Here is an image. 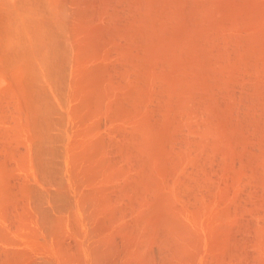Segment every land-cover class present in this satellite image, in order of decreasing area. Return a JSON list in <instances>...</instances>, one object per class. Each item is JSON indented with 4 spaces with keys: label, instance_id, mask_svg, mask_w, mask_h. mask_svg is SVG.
<instances>
[{
    "label": "bare ground",
    "instance_id": "1",
    "mask_svg": "<svg viewBox=\"0 0 264 264\" xmlns=\"http://www.w3.org/2000/svg\"><path fill=\"white\" fill-rule=\"evenodd\" d=\"M165 1L167 0H0V264H248L251 261L253 262V264L256 261L257 263L259 262L260 264H264V261H263V258H264V243H263L264 242V219H262L263 225H261L262 222L259 223L261 220H259V222L257 220L255 222H252L253 219L252 220L250 219L249 221H251L252 223L251 222H247V223H251L252 225H248V224L245 225L246 222L242 220V222H245L243 223L245 225V228L243 224H242L243 227L240 225V228H244V229L241 230L243 232L241 235V238L239 236L240 235L239 233L241 232H238L237 233L238 235L235 234V236H238V238H240L238 240L231 238L233 236L231 235L232 233L230 234L226 229L225 230L227 232L223 229L222 231L221 228L223 227L229 228V227L225 225H221V222L219 223V221H222L223 223L224 220L231 221L233 225H231L232 227L231 226L230 227L233 229L234 228L233 226L236 225L235 228H238L239 224H241L240 223L241 221L239 222V220H241L242 217L245 216V214L243 215V213L245 212L246 215H247V212L249 214H251L252 212L254 213V211H256V209L258 208L257 206L262 205L261 203H263L264 200L261 199L262 197L259 199L260 202L258 201V199H256L257 201L255 200V202L260 203V204L258 203L257 206L254 203L255 205L254 204L253 205L256 207L251 205L253 202L249 203L250 206H252L254 209H252L249 206V204L247 206L248 200L252 196L254 197L255 195V192H252L251 194L250 192L252 190L250 191L249 189V192L247 193L248 195L245 194L246 192L244 193V195L248 196L247 198L248 200L246 199L247 196L244 197V199L247 200L246 203L243 202L244 199L243 200L241 199L242 202L246 204L247 209L245 208L246 209L245 211L241 210L243 212L242 216L239 215L241 214V212L239 211H238L239 216H236L235 215L236 213L233 214V216L237 217L236 220L233 219L235 222H233L232 219L228 220L230 218L231 212L233 211V210L231 211V207H228L230 203H228L227 206L226 205H223L224 207L221 206L225 210V212L224 211L222 212L223 210L222 208L220 209L221 211L219 209H218L219 211L218 210L213 211L211 210V207L209 206L212 203L211 199L213 200V198H215L211 195V192L212 194H214L213 188L215 186L212 187L213 191H211V188L209 187V185L212 186L215 184L216 178H213V175H215L214 177H218V176L213 171L211 172L209 170L208 172V170L206 169L210 165L212 167L213 165L212 163L214 160L212 158H216L217 156V159H215L214 162L217 163L219 162V159H220V161L222 160L224 163L222 164L220 162L221 163L220 165L218 163L216 165H218V167L220 166L221 168H225V169H222L224 170L225 173L230 172L231 170V172L227 174L229 178L225 174L221 175L222 172H220L221 176L219 175L218 178L224 177L223 175L227 177L223 179L221 178V184L224 179L226 180L229 179L232 181L233 179L230 178V174L233 172L236 173L239 171H232L235 165V163H232V159H230L231 162H229L230 166L228 167L225 166L228 164L227 162L228 160L227 158H225L226 157L225 155L232 153L235 150V147L239 145L238 141L240 140L241 141L240 144L244 142L243 143L244 147H242L243 144L240 145L242 149H240L241 148L240 146H239L240 148L238 147V149H240L239 151L244 150V151L239 152V154L241 153L240 155L241 160L243 159L242 158L243 155L247 156L246 158L250 160L248 159L242 160V161H245V163L248 162L249 168L247 164L241 165V163H244L241 160H240L241 163L239 162L238 165L243 166V168L246 167V165H247L246 168L248 169L252 168V170L249 171L251 173L248 175L247 178L251 177L252 175L253 176L257 175L256 177H252L253 179L255 178L254 180H251V179L249 180L254 181V182L258 180L257 178H259L258 175L260 174H256V175L252 174L253 173L252 171H254L253 166L255 165L258 168L257 166L258 164L256 165L253 162L257 160L255 159L257 155L255 152L258 151L257 148H259L260 151H262L261 148H264V146L261 147L260 145L259 147V145H257V144L264 142L263 140L264 137L263 136L261 137V135L259 134H257V136L259 135V138L255 136L256 135L255 132L257 131L254 132L253 129L251 131L252 133L249 132L250 135L248 134V136H246L245 134H247L248 132L245 133L244 130L245 129L249 130L248 128L249 125L250 126H254L255 124H258V126L261 125L260 124L261 121L257 122L260 118L256 119L257 117H254L257 121L253 118L255 122L254 123L252 122V117H253L252 115H255L257 112L258 114H260L262 111L258 109L260 107H257L256 104L257 103L260 104L262 101L264 102L263 96L260 97L259 94L257 93V95L260 97V99H258L260 100V103L257 102L258 101L257 99H256L257 100L256 104L252 103V102H255V99H253L254 97L258 98V96L254 95L253 90L256 87V85L258 87L259 83L257 84L258 82L257 80L258 79L261 80V78L260 77L258 78L256 74L254 75L257 76V79L254 78L256 76L248 73L249 70L247 68L248 76H250L248 79H251L253 84H255V87L253 86V84H250L252 85V87L249 85L251 87V90L253 88L252 90L253 92L249 89L250 87L246 88L248 86L247 85L248 82L251 83V80L250 81L245 80L243 82L244 85L245 84L247 85V86L245 85L246 87L242 84V82H239V84H241L243 88L239 86V84L237 83L238 84L237 86H239L240 88H236V89H238L239 91L241 90L242 92L241 94H244V92L246 91L247 92L251 91L252 93L251 92L249 93L250 98L247 97L245 94L244 95L246 97L243 95H240L239 94L240 92L238 93L239 96L233 95L234 93L232 94V97L234 96L238 99V104H237L238 106H239V103L240 105L241 104L243 105L244 100H246V102L250 100L252 105H247L248 106L247 107L245 103L244 105L246 107L243 106L244 109H247V111H249V107H250V111H251L253 107V108H257L260 111V112L253 111L255 112V114L251 115V113H249L248 115L246 110H245L246 113L242 111L243 107L241 105L242 113L244 115L246 114L249 118V119H246L247 116L244 118L243 114H242L243 118L240 117L239 120H241L242 118V120L244 119L243 121L245 122V123L242 122L243 123L242 127L244 126L245 128L246 125H248L245 129L241 128L243 129L242 130L243 133L241 134L243 137L245 136L247 138L246 141L249 145L245 142V138H243L242 140L244 141H242L241 140L242 137H240V135L237 136V133L236 134L233 133V131L235 130L234 128L240 129L239 127H241V126L239 127L236 126L237 124L241 125L239 122L236 123L238 118L235 120V123L233 122V126H232V122H230L228 119V122L231 124L232 127H234L235 125L234 128H231V129H234L232 133L230 132V128L229 129L227 128L229 123L227 121L226 122L228 124L224 122L225 121L224 119L226 118L227 120V118L229 117V116L225 117L226 115L224 112L225 111L227 112V110L229 111L230 107L228 108V105L229 106L230 104L232 105L233 102L232 103L227 102V100L222 98L221 100L222 102L223 100H225L227 103H229L227 105V103L225 104V101H224V105H222L223 103L220 101V99H218V101L222 104H220L218 101L216 102L217 97H219L220 95L219 96L217 95V97L215 98L216 100L213 99L214 97H212L214 93L215 94L217 93L212 92L211 88L213 89L214 87H217L218 84H219L218 87L219 86L220 88L222 87L219 81L217 82V84L213 82L215 86L212 85V82L211 83L209 82L211 85L208 84L207 87L209 85L212 87H210L209 90L207 88L208 90L207 92L212 93V94L204 93L206 91L205 90L203 92L204 94L202 93L204 95L203 96L199 91L203 88L202 84L205 85L208 82H206L207 80L204 81L205 78L202 81L204 83L198 82L202 80L201 78L200 80H197V83H195L196 85L198 83L201 84L199 86L201 89L198 88V85H197L198 89L195 88L198 93L194 92L195 90H192V91L190 90L191 93H194L197 95L201 94V95L196 96L194 94H190V92H189V95L196 96V98H198L197 102L201 100V103L203 100L202 96L204 97V100H205V101L203 100V102H205L204 107H200L202 109L204 108L206 110H212L213 112L214 106H216L217 109H218V106H220L218 110L221 109L219 111L220 112L219 114L221 115L224 114V117H222L223 115L221 116L222 119L224 118L223 121L222 120L220 121V119H218L219 118V116L217 115L218 113L217 114L215 113L217 115L216 116L213 112L214 116L213 115L211 116V114H209V111H207L206 116H208L209 117L208 120L211 121V122H208V120H206L207 117L203 113H202L203 115H201L200 111H203L202 109L200 111H196V109L199 110V105L197 104V102H195L196 99L193 98L194 96L192 97L193 98L192 99L189 95H187L188 93H186L185 91L188 89L183 91L185 92L183 94L177 91L176 92L174 91V94H173V95L176 94L174 96L175 98L176 96L180 97V95L181 96H183L184 94L187 95L188 96L187 99L189 100L188 102L190 103V104L187 103V105H189L191 108L194 105V103L192 105V103L190 102L191 99L192 101L195 100L194 101L196 103V105H194L195 108L198 105V108L196 109L193 108V109L184 111L185 109L190 108V107H182V106H185L186 103L185 105H183L184 102L179 101L180 103L177 104L178 101L176 103L174 101L178 99L173 98L169 94H165L166 92H169V91L170 93H172V91L169 90L171 86L168 87V85H170L171 83L170 84L168 83L173 82L172 78L174 76L173 77L168 76L169 75L167 73L168 71L165 72L168 74L167 75L168 79L169 77H171L170 80L172 81L169 80L168 82V79L166 78L165 80L164 79L165 77H164L161 82H163L164 80L168 82V83L163 82L165 83V85H167L168 88L165 87L164 90H162L163 87L161 89V87H159L158 85L159 83H161L160 80L162 78H159L160 80L158 79L159 83L157 80L160 74L154 75L158 73L159 70L162 73L161 69H163L164 67L167 68L166 70H169L168 68L172 67L169 64L163 66L161 63L159 64V67L161 65V69L158 68V71H157V70H154V68L156 65H158V63L155 62L156 61L155 59H154L155 61L153 62V57L156 58L155 55H157L155 52L157 51L158 53L159 48H161L162 46L161 45L159 47L160 41H158L159 39L156 40V38L154 37L155 36L154 34H156V31H157V28L155 29L156 27L155 24L161 23L160 20H159L160 22L155 23V21L157 20L156 18L159 17V16L157 17V15L162 10H164L165 13L162 11L160 17H162V14L166 15L167 14L166 11L169 12L168 14L170 16L171 14L170 11H172L171 9H173L171 8L170 11L169 9L165 10V6H162L164 5ZM169 1L174 3L172 4L173 6L177 4V2H174L175 0L173 1L168 0V2ZM177 1L179 2V0ZM188 1L189 2H185L187 3V6L188 5L190 6L189 4L190 2L191 4L193 3L196 4L195 0H193L194 2H192L191 0H188ZM198 1L200 0H197V4H199ZM205 1H208V0H205ZM205 1H202L204 5H205L204 3ZM261 1L259 0V2ZM168 2L167 4L169 6L170 2L169 3ZM255 2L257 3L256 0ZM167 4L165 2V5ZM178 4L180 5V7L184 5V4L181 5L180 3ZM178 4L177 6H179ZM243 4H244V1H243ZM172 5L170 4V6ZM193 5H191L190 8L188 7V11H187L188 13L184 11L185 12L184 14L181 10L179 11L182 14H184V16L187 13L188 16L187 15L186 16L190 17V19L193 18L194 20V17H191L193 15H191L190 13H194V10L198 11V9H195L196 5L193 8ZM202 5L200 3V7L199 6L198 7L200 9L203 8V10L205 9L206 11L205 6H202ZM212 5L214 6L213 3ZM191 7L193 8L192 10L193 12L189 10L191 9ZM229 7H230V4H229ZM157 8H159L161 11L160 10H159L160 12L157 11L158 13L156 14V10H158ZM182 8L184 7L182 6ZM243 8H244L243 10H246L245 6ZM225 9H227V7ZM238 9L240 10V8ZM238 9H237V12H238ZM261 11H264V10H261ZM180 12L178 15L181 14ZM198 12H196L197 15L198 14L201 15L203 13V12L202 13H198ZM216 12H217L216 13L217 15L219 14V12H222V11L216 10ZM174 13L176 15L177 12H174ZM211 13L212 12H210V15L208 13V15L213 17L214 14L213 13L211 14ZM238 13H242V12H238ZM224 14L225 13H223L222 15L224 16ZM227 14L229 15V12ZM245 14H248V13H245ZM245 14L243 13L242 15H245ZM175 15H172V16L175 17ZM200 15L198 16L200 17ZM219 15L221 16V14ZM238 15L240 18V14ZM205 16L203 15L201 17H205ZM209 16H207L206 18H209ZM248 16L246 15V17ZM168 17H165L163 20H165ZM226 17L224 18L225 21L227 20ZM230 17L233 18L231 14H230ZM170 18L171 16L168 19L172 20ZM178 18L179 17H177L176 15V18L175 19L173 18V20H176V19L179 20ZM180 18H182V16H180ZM243 18H245V16ZM199 19H202V18H199ZM199 19H196V20L199 22ZM219 19L217 20L218 23H219ZM253 19L255 20V17ZM163 20H162L161 26L163 25V23L166 24V22L165 21L163 22ZM193 20H189L188 18V21H191V23L193 22L196 25L197 21L194 22ZM210 20H212V18L209 19V22ZM223 20L221 21V23L223 22ZM244 20L241 21L240 19L241 23L242 22L244 23ZM263 20H261V22ZM176 21H175L176 24L174 26L177 25ZM217 21L215 22L217 23ZM232 21L233 20H230L226 23L230 24V22ZM169 22L171 23V21ZM206 22L208 23V19ZM211 22H213L214 24V21H211ZM173 23L174 21L172 22V24ZM183 23L184 22L182 23L179 22V25ZM191 23L190 25L192 26L191 27L192 31L189 30L191 32L188 31V34L193 32L192 34H190L191 36L193 34L194 35L197 34L196 36L199 37L198 32H195V29H194L195 27L193 28L194 25ZM200 23L202 25V22ZM203 23H204V20H203ZM234 23H236V21H234ZM238 23L241 24L240 22ZM257 23H259L258 19H257ZM165 24L164 26L166 27ZM232 24L233 22L230 25ZM239 24L237 25L238 27L240 26ZM255 24L254 26H256ZM188 25L189 24H187V27H189ZM218 25L216 24L214 28L216 29ZM242 25L243 24H241V26ZM261 25L262 23L259 26ZM233 26H236V25L234 24L232 26L228 25L227 27L229 30H230V27H232L231 31H233ZM171 27L169 30L174 31L173 29L174 27L173 28ZM218 27L217 29L221 28V32L225 31V30H222L224 26L223 27L218 26ZM225 27L224 29H226ZM251 27H253V25ZM163 28H161L160 30V26H159L158 31L160 30V33H161ZM201 28L202 27H200V29ZM241 28L243 30V27ZM179 29L181 30V28ZM179 29H177V32ZM182 29L188 30V28L185 29L183 28V26H182ZM217 29L216 30L213 29V31L217 32L218 31ZM244 29L246 30L247 28H244ZM187 30L185 33H187ZM210 30H212V28H210ZM196 31L200 32V30L198 29H196ZM231 31H229L230 34H231ZM259 31H262V30L259 29ZM179 32H182V31H179ZM179 32H178L179 35H177V33L175 32L176 37L180 36ZM203 32H206V31L203 30L202 32H200V34L201 33L203 34ZM246 32H241L240 34L239 33L238 34L242 35L244 33L246 35L248 33ZM185 33L184 35L188 38V35ZM207 33H209V31H207ZM207 33L205 34L207 35ZM210 33L208 34L210 36L209 38H208V35L206 36L205 34L202 35V37L204 39L205 37H207L205 41L206 44L209 41H211L212 43L209 42V44H211L210 47H215L212 45H215L214 43L216 41L217 43H219L218 41L222 38L220 37L221 36L220 34L222 33H220V31L218 32L219 34L212 33L214 36L218 35V37H214ZM163 34L162 35L159 34V36H163ZM169 35L167 37H169ZM184 35L183 37L185 38ZM245 35H244L243 41L241 39V42H240L241 44L238 43L237 45V43H235L240 40L238 41L236 40L234 42L235 43L234 45H237L238 47L237 48L234 47L235 49L233 48L230 49L231 51L235 50L233 52L236 53L237 50L241 49L240 47L242 45L248 43L251 37L256 38L259 34H257V36L255 37L253 35L250 36L249 39L247 38L248 40L245 38L249 36H245ZM164 36L166 37V34H164ZM227 36L228 35H226V37L224 38H227ZM180 37L179 39L181 40ZM202 37H199V39L201 40ZM219 37L220 39H217ZM260 37H262V35ZM260 37H257L255 41H253V38H252V42H255L256 44L257 39L258 38L260 39ZM171 38L173 41V38H174L173 35ZM196 38L195 40L197 43H195L193 40L195 44L192 43V45L198 47V48L196 47L195 48L199 49L200 54L206 53L207 51L205 50L206 52L205 51L203 52V49L204 48L207 49V47H209L207 46L208 44L206 45L203 42L204 41L203 38H202L203 40L201 41V43H200V40H197ZM210 38L211 39L216 38L217 40L215 39L216 41L213 42L214 40L212 41L210 40ZM238 38H241V37H238ZM187 40H186V43H187ZM228 40H230V35H229ZM228 40H226V42L230 46V44L228 43L229 42ZM233 40H235L234 36L232 38V41ZM244 40L246 41L244 42ZM263 40H264V37H263ZM156 41L159 43H157L158 46L155 47L156 51H154V46L156 44ZM176 41H178V39ZM176 41H175V44L179 42L182 43L183 41L185 43V39L177 43ZM163 42L165 45V42L167 41L164 40ZM198 42L199 44H202V45L205 44L203 45L205 47H203L202 51H200V48H199L201 47V45H196L198 44ZM243 42L244 44H242ZM257 42H258L257 44H259V40ZM217 43H216L217 49L213 48L210 50V48H208V50H210L212 54L211 52L206 55L204 54L206 58H208L209 54H211L212 56L209 57L210 59L209 58L206 59L204 58L205 57L204 55L202 57L201 55H198L196 53V55H198L199 57L200 56L202 57V58L200 57L202 59L201 60L202 63L201 61H199V65H198L197 62L191 61L193 59L192 57L189 63L193 62V64L192 66L191 64H189V66L194 67L195 66L194 64L196 63V66L199 67L201 64H203L201 65L203 66V68L199 67V69L203 70L204 67L205 69H207L209 68L208 67L209 65H211V67L214 65V67H212L213 69L211 67L209 69H211L212 72H214L213 70H215L214 73H216V70L219 68L215 67L216 66L215 63L219 60V58L222 55L225 56L224 54H222L223 51L221 52L222 55L220 54L219 56H217L218 53L215 52L217 53V55L214 56L215 53L212 50H219V48L222 47ZM250 43H248L247 48L246 47H243V48L250 49V46H249ZM175 44L172 43L173 47L175 46ZM190 44L191 42L189 43V46ZM255 44L253 43L250 45L254 46L253 50H256V49L258 50V48L254 49L256 46ZM217 45H219L220 47ZM239 45L241 46L239 47ZM259 45L261 48L264 47L263 45L262 47L261 44ZM173 47L170 46V48H173ZM243 48L241 50H243ZM190 50H192V48ZM195 50L190 51V52L193 53ZM166 51L164 52L162 51V52L165 54ZM169 51H171V49ZM169 51H168V54L166 55L168 56V58L164 54L160 56H165L170 62V64H173L171 61L172 58H170L169 60ZM185 51L187 50L185 49ZM225 51L227 52L228 50L225 49L224 52ZM244 51L245 50H243L242 53ZM251 51L247 50L246 52H251ZM172 52H174L173 49L170 52V54ZM174 53L176 54V51ZM178 53H179V50H178ZM180 53L182 54L183 52L181 51ZM192 53H191V56L195 55V53H193V55ZM235 53L233 54L234 56H239L241 54V52L239 53V55L237 54L235 55ZM225 54L227 55V53ZM241 55H245V54H241ZM248 55H245V56L250 57ZM170 56H173V53ZM182 56L184 58V55ZM178 57L179 56L175 57V59L177 60ZM188 57L189 56H186V58ZM196 57L194 58V61ZM215 57H217L218 60ZM259 57H261V55ZM211 58L213 59L212 63H210ZM228 58L229 56L227 55V59ZM175 59L173 61H175ZM253 59L255 61L258 58L256 59L253 58ZM198 60L199 58L196 59V61ZM207 60H209L210 62ZM163 61H166V60H163ZM168 61L166 62L168 63ZM205 61L209 63L208 66L206 64L204 66V63H206ZM227 61L229 62V59ZM227 61L225 62L226 64L228 63ZM230 61L232 62L233 60H230ZM234 61H236V59ZM238 61L241 62V60H238ZM254 61L252 60L253 63L251 64H255ZM160 62L161 61H159V63ZM185 62H184V65H185ZM231 62L229 64L230 66L231 65L233 66ZM249 62L251 61L249 60ZM153 63L154 65L156 63L157 64L154 66ZM178 63L180 65V62ZM240 64L239 66H243L245 63H243V65L242 63ZM251 64H249V67L251 66ZM256 64L258 63L256 62ZM227 65L226 67L225 65L223 66L227 69ZM186 66L187 65H185L184 67ZM189 66H188L189 70L187 68V71L196 73V70H198L197 71L199 72L198 77L200 76L199 75L200 73H201L200 77L204 75V74L202 75V71L200 70L201 71L200 72L198 67L195 66L196 70H194L195 69L194 67V69H192L194 71H192ZM236 66H237V63H236ZM184 67L183 69H185ZM233 68L235 69V66H233ZM177 69L178 70L176 71L178 72L180 68H177ZM256 69H257V66H256ZM262 69L264 68L262 67ZM169 71L172 72V70H169ZM208 71L206 73L207 75L206 78L209 75L213 74L211 76L214 79L216 76L215 77L213 76L216 74L212 73L211 71L209 72ZM222 71L223 70H220L221 73ZM177 72H175V74ZM183 72L185 73V71ZM218 72L219 71L217 70V73ZM187 73L188 72H186L185 74ZM256 73L259 74L261 72L259 73L256 72ZM179 74L180 73H178V76L181 75ZM224 74L226 75L227 73H224ZM230 75L231 74L227 76L230 77ZM175 76H177V74ZM184 76L186 77V75ZM191 76H192V73L190 75V78ZM221 76L222 75H220V77ZM217 77L219 78V76ZM223 77L225 78V76ZM238 77L241 78L239 75ZM243 77L244 76H242V78ZM155 78L157 80V85L160 88L159 91L160 92L162 91L161 95L158 94L159 97L155 96L156 93L154 95V87H156L155 85L156 83H154ZM177 78H176V81H178ZM183 78L179 77L181 84H182L181 79ZM230 79H228L227 82L230 81ZM222 80L220 82H223ZM254 80L256 81V83ZM208 81H211V80L209 79ZM234 81H236V79L233 80V83ZM175 82L173 83L175 84ZM227 82H225V84L229 85L230 83L229 82L227 83ZM163 83L161 84V86L163 85ZM190 84H186V85L188 86ZM262 84L261 85L263 88L264 82ZM175 85H173V87L177 88L178 86H175ZM183 85H184V88H186L185 84H182V86L180 85L179 87L180 88L182 87V89H184ZM158 87H157V90L159 89ZM232 88H234V85ZM258 88L256 89V91H258L260 95H263L262 93L264 92L259 91ZM262 88H260V90H262ZM242 89L244 90L242 91ZM172 90L174 89L172 88ZM159 91L157 92L160 93ZM216 91H218V88L216 89ZM178 93H180V95H178ZM206 94H207V98L209 96L212 98L210 99L208 98L209 100L206 101L207 99L205 97ZM251 94L253 95V97H251ZM163 95L165 96L167 101L163 97ZM167 95L169 96L167 97ZM154 96L155 98L157 97L156 99L161 98L162 96L164 99V102H168L166 104L165 103L162 104V106L164 105L165 109H166L167 104L168 105L171 104L170 100H168V99H171V97L174 99V100L171 99L172 102L177 104V106L180 104L178 107H181L182 109L184 108L183 110H181V108H179L178 110V107H177L178 111L176 112H178V115L176 113L177 116L175 117H177L178 121L180 120V117L183 118L184 115L186 114L187 116L191 115L192 118L194 117L193 119L194 121H192V118L189 121V122L192 121V124L191 123L189 124H191L193 128L189 126L191 128L189 129L187 124H185L189 132L191 130L194 133V135L193 133H191L192 134L191 136L188 135L190 136L189 138L193 139L194 136L196 137L195 134L199 135L201 133L199 131H201L202 128L201 126H199L200 127L199 128L197 123L201 124L205 122L204 123V125L206 124L205 126L202 124L203 125L202 127H204L203 130L205 131L202 130V135H199L200 137L197 136L196 138H194L196 139V141H194V139L192 140L198 145V146L194 145L196 152L192 151L193 148L192 150L188 151V149L191 147L189 143L192 142L190 141V139H188L189 141L188 144L190 146L189 148H187V145H188L187 143H186L187 145L185 146L186 148H184L183 144L179 143V141L175 143V145L177 144L176 147L173 144L176 140H179L180 138L179 136L182 135L184 137V135L186 134L187 130L185 126H183V124L185 123L184 121H186V119L188 121L189 117L185 118V120L184 118L181 119V120H184L183 121L184 123L181 121V123L183 124H180V126L179 124H177L178 123L177 120L176 121L174 120V122L171 121L173 122L172 125H174V123L176 122L177 126L175 125V127L179 126L178 132L181 130V132L183 133L180 135L181 132H179V136H178V133L175 131L176 134L175 133L173 134L179 137L177 138V136H175L176 137L175 140H173L174 136H171L173 134H165L164 131L160 132V130H158L161 134L164 133L163 136L170 135L172 137V140H173L172 144L174 147L171 146V143L169 144L168 142L164 141V143L166 144L165 145L163 143V140L165 139L167 140V138L164 139L163 136H162L163 139L162 138L157 139L158 137H156V133L159 135L160 133H158V131L156 132V130L160 127L156 126L155 128V122H156L155 119L157 120V118H159L158 116L161 115L160 118L163 119V121L166 123V121L164 120V118H162V116L163 115L165 116V114H168V111L167 113H165L166 111L163 109V107H162L163 110L162 109L160 110L159 104H161L163 100L162 102H159V104L157 105L154 104L157 102V101H154L156 100L154 99ZM242 96L243 98H241ZM184 97L185 96H183V98L181 99H184ZM232 97L231 99L233 101ZM228 98H230V96ZM251 98L253 99V101ZM161 99H158V100L161 101ZM242 99L244 100L242 101ZM210 100L213 101L212 105L214 106L207 107L208 105H211L209 104ZM217 103L220 105H218ZM199 104H200V101H199ZM155 105L156 106L159 105V108H158L159 110L157 109ZM175 106H172V107H175ZM202 106H203V103H202ZM222 106L226 108L223 107L224 110H222L223 109L221 108ZM234 106H236V104ZM216 107L214 110H216ZM172 109L174 110L175 108H172ZM163 111L165 112L163 113ZM182 111H184L183 115L181 114ZM190 111L191 112L193 111V113H191ZM221 111H224V112L222 113ZM170 112L171 111H169V115H170ZM172 112H175V111H172ZM179 112L181 115L178 118ZM195 112L198 114L200 113L201 117L204 116L205 121L204 120L202 121L201 119H199L200 118L199 115L198 117L196 116V114L195 116H193L192 114H194ZM155 114H158V115H155ZM209 115L213 119H215V122L212 119L213 124L215 123L218 124L219 121L220 122L218 125H222L221 124L222 122H224L223 123L224 125L227 124V126L225 125L226 126L225 129L227 128L229 130V133L228 131L226 132L225 129L224 131L222 130L224 133L226 132L230 135V137L228 135L227 138L228 137L231 138L232 134H234L233 137H235L236 135V138H235L236 141L234 139H232L234 140L232 141L229 138L228 140H225L226 138H221L223 136L222 135L223 132L221 134H218V136H216V137H219V135H222L220 136V138L223 139V142L226 143L227 141L230 140L233 143V144L231 143L232 145H228L230 141L226 143L227 145L224 143H221V139L219 138L218 139L216 138L217 143L216 142L214 143V141H212L213 139L215 140V133L217 135V132H215L217 131V129L215 128H218V125L217 124H215L216 126L213 125V127L215 128L212 129L213 128L211 126L212 120H210L211 117ZM168 117H165V118L168 119ZM160 118L158 120H161ZM170 118L174 119V116L171 115ZM231 119H232V116H231ZM245 120H249L248 123L251 121V124L250 123L248 124L247 121ZM206 121L208 124L206 123ZM262 121H263L262 122L263 126L262 125L261 126L263 129L264 120ZM158 122L162 123V120ZM158 122H156L157 123L156 125L159 124ZM193 124H195L199 128L198 129L196 127V129H198L199 131L195 129ZM182 126L185 128L186 130V131L184 130L185 132L182 130L183 129ZM207 126L214 131L213 132L214 134L212 133L214 137H212V134L210 132L211 130ZM231 126L229 125L228 127H231ZM258 126L255 125L254 128L255 129L257 128V130L261 131L262 129L259 128L261 126L259 127ZM172 127L173 126H171V131L173 130ZM220 127H219V130H221ZM164 130L166 131V129ZM237 131H239L238 134L242 132L241 130H237ZM209 132L211 134V137L209 136ZM203 134H205V136ZM251 135H254L255 137H257L258 141L260 139H262L263 141V142L261 141L259 143H255V146H254V143L252 144L254 147H256L257 145L256 147L257 150L253 149V146L250 147L251 143H249V141L254 139L253 138L254 136H251ZM188 136L186 134L185 139ZM201 136H204L205 138ZM183 137L180 138V140L184 139ZM238 137L239 139L237 141ZM248 137H251V138H248ZM198 138H200L198 142L200 140H203L202 138H204L205 140H203V142L207 141L206 144L208 143V147L205 143H202V144L201 142L198 143L197 142ZM248 139H251V140L248 141ZM159 140L160 141L162 140L161 144ZM170 140L168 141L171 142ZM210 140L212 141L213 145L214 144L216 145V147L211 145L213 149H216L218 146V150L216 149L217 151L216 150L212 151L215 155H213V153L209 151V149H207L210 147L209 145L212 144ZM194 142H192V144ZM219 142L223 144L224 146L220 144V148H219V145H217L219 144ZM162 143L165 146L170 145L172 147V150L170 149L171 148L170 146H169V149L172 152L170 150L167 151V150L162 149L163 148ZM234 143H236L237 145H235ZM179 144L183 147L184 150L188 151V153L185 155L190 156V153H191L190 151H192L193 153L195 152L194 154H191L193 159L191 158V156H190L191 159H189V157L187 156L189 159L188 161L191 162L190 166L188 165L189 164L188 162H187L188 164H186V166L188 165L187 167L182 165V164L185 165V163H183V161L185 160L183 159L187 157H185L184 154L182 153L183 152L182 148H181L182 150L177 148ZM203 145H205L206 147L205 149ZM247 145L250 148H248ZM159 146L162 148H159ZM195 146L198 148V150H196ZM227 146L229 147L231 146V148L228 147L227 149ZM232 147L234 148L233 150H232ZM173 148L175 149L177 148L180 154H182L181 156L184 158L182 159V157L177 153V150ZM225 148L228 151L231 150L232 152L229 151L230 152L229 153L227 151L226 153ZM246 148L251 150V151L247 150L249 151V154L246 151ZM202 149L203 150L207 149L206 151H208L207 152L208 155L205 152L206 154L203 153L204 155L203 159H200L203 156ZM213 149H210V150H213ZM238 149L236 148V150ZM158 150L161 151V154H157ZM219 150L220 151L222 150L221 154L222 155L224 154L223 157L225 159L219 158L218 156V152L220 153ZM173 151L174 152L176 151L175 152L176 154ZM168 152H170L169 154H171L169 158L173 157L172 159L170 158L171 160L168 158L170 162L166 160V157H167L166 155L168 154ZM235 152H238V151H235ZM243 152L244 153L247 152V153L243 154ZM177 155L179 156L177 157ZM197 155L198 156L200 155L198 159H200L202 162H199L198 159L193 161L194 158L196 159L195 156ZM205 155L207 156V161L206 159H204ZM222 155L220 156L222 157ZM252 155L255 156L254 157L255 160L253 159ZM159 156H161V158ZM245 156L243 157L245 158ZM179 157H181L182 160H180ZM227 157H229V155ZM263 157L264 156L262 155V159ZM229 158H231V156ZM239 159H236V160H239ZM225 160H226V163H225ZM166 161L168 162L166 163ZM173 161H176L174 162L175 164L173 163ZM196 161L198 162L196 163ZM205 161L207 163L209 162L207 167H204L206 165L204 166L202 165V163H206ZM169 163H170V166H169L170 169L168 167ZM171 163H173L174 166ZM192 163H195L198 165L201 164L198 167L199 170H197L198 168L195 167V165ZM215 163L213 166L217 168L218 170V167H216ZM251 163L254 165H252ZM165 164L167 166H165ZM176 164L178 165V167ZM232 164L234 165L232 166V169H230ZM179 165L180 167L183 166L182 168H180L181 170L184 167L185 168L182 170L183 172L178 171L176 169V171H178L176 173V171L174 170V167L179 168ZM193 165H194V168H196L195 170L192 167ZM250 165H252V167ZM201 166L202 168L204 167L206 169L205 170L203 168L207 173H210V175L213 174L212 177L206 174V177L207 178L209 177L208 178L209 180L206 179L205 177L204 178L201 177V178L206 179V181H212L215 179V181L212 182V184L210 182L207 183L208 187L206 189L210 188V191H211V192L207 191V194L210 193L211 196L208 195L210 199L208 197H207L208 199L206 198L205 199L207 200L208 203L209 201H211L210 204H207V202L205 203L206 200L205 201L202 199L197 200L198 197L196 198V196H195L196 200L194 199L188 200V196H189V194L187 195V193H189L188 191L191 192L193 190L194 184L195 185L199 184L202 181L201 179V181L198 183L199 181L198 179H200V177L196 175L199 173L200 175L202 174V171H200L202 170ZM241 166L239 167V169L241 168L242 170ZM214 167H212L211 169H213ZM165 168H168L169 170L168 169L166 170ZM187 168L188 170H186ZM215 168L213 169L214 171H215ZM221 168L219 170H221ZM226 168L227 169L229 168V171L228 170L225 171ZM234 168H238V167H234ZM257 168H255L256 170L254 171V173H257V170L261 169V168H258V169ZM189 169H192L193 170V171L191 170L192 172H195L197 170L196 171L197 173L196 172H195L196 174L194 173L198 178L197 181L196 179H194L195 177L193 178V176L195 175H192L193 173ZM204 170H203V173H204ZM168 171H171L170 174L173 172L174 173L171 174L170 176V174L168 175L169 173ZM186 171L187 172L189 171L190 174H188ZM184 173L186 174V176L184 175ZM242 173H243L242 177L245 176L246 178L247 175L244 174V172ZM172 175H174V177H172ZM187 175L190 177V179L193 178L191 180H195V182L192 183L193 187L191 186L190 184L191 180L187 178L188 177ZM203 175L204 174H202L201 176ZM183 176H184L186 185L183 182L184 180H181L183 179ZM236 176L238 180L242 179L243 181L244 177L242 178L240 174L239 175L236 174ZM168 177H171V178H168ZM262 177H264V173L262 174ZM232 178H234V176ZM229 180L227 181L224 180V181L228 182ZM235 180L232 182L237 181ZM249 180L246 179V183L247 185L250 186L254 182H250ZM261 180H263L262 181L263 183L264 179H261V176H260V180L258 181L261 182ZM187 181L189 182L191 186L189 187V189L190 188L191 189L185 190L186 191L185 195L187 196V198H184L183 200L182 195H181V198L179 197L180 199L179 200L178 195L184 191L183 190L181 192L180 188L182 186L183 188H185L186 186L188 187ZM204 181L205 180H203L202 183H204ZM218 182H219V179H218ZM181 183H182V186L180 185ZM238 183H241V182H238ZM217 184L218 183L216 182L215 185ZM255 184L253 186H255ZM243 185H245V183ZM259 185L260 183L257 184L258 188L263 190L264 187L262 188ZM198 186L200 188L202 185H198ZM204 186H205V183H204ZM245 186L244 188L248 187V186L246 187ZM221 187L223 188V186L218 187L217 192L219 191V188ZM195 188L197 187L195 186ZM199 188H197V190ZM200 189L204 190V187ZM206 189L204 191H206ZM241 190L243 189H240V192ZM178 191H180L181 193H179ZM225 191H228V190H225ZM263 191H259L261 192L260 194L261 196H264V194H262ZM223 192L224 190L222 191V195L224 196L225 193L223 194ZM193 193H191L192 194L191 196H193ZM195 193H197V191H195ZM204 193H203V196L206 195V192ZM218 193L221 194V190ZM185 195L183 196L185 197ZM249 195H250V198H249ZM191 196L189 197L191 198ZM216 198H217V193H216ZM218 199L219 198H217V203L219 201L221 202L224 200L223 198H221V200L218 201ZM241 200H239L240 203H241ZM261 200H263V202ZM226 201H224V203ZM230 201L232 203L231 205L233 207L232 209H236L237 207V209L239 210V208L242 209V207L244 206L242 205V207H240L241 205L240 203L238 202L235 203L234 200H231V199ZM251 201H254V200L251 199ZM233 202L237 204L235 208H234L235 204H233ZM219 203L216 204L215 208L219 205ZM248 207H250L251 210L249 211H251V213L248 211L249 209ZM260 208L263 209L264 211L263 207L260 206ZM226 209L228 213L226 212ZM257 211L259 212L258 209ZM207 212L209 215L206 217L205 215ZM261 217H264V214L262 216L260 214L256 215L255 218L259 219ZM203 218L205 219L207 218V219L206 220L204 219L205 220L204 221ZM244 219L248 220L249 218H244ZM185 221L192 223L193 228L192 226H190L189 223L188 224L184 223ZM217 221L219 225L217 223V226H216L213 223ZM236 221L239 222L238 226H237ZM185 224L187 225V227L185 226ZM227 224H229V222L228 223L226 222V225ZM189 227H191L190 231H189ZM187 228L189 232L186 231ZM235 228H234V231H235ZM240 228L236 230L240 231ZM229 231L232 232L233 230H230L229 228ZM224 233L225 234L227 233V234L225 235ZM229 234L231 235V237H229ZM223 236L225 238L223 239L224 241L220 239V238H223ZM228 237L230 238L229 240L233 239V242L230 241L227 243L229 244L233 243L231 244L232 248L233 246H235L234 249L232 250L230 249L231 251L229 250L228 244H227L228 246H226V243L225 245L223 244L224 242L228 240ZM234 241L235 242L239 241L238 242L239 245L238 244L234 245ZM223 246L225 248L224 250H223ZM251 249H253V251H251ZM225 255H226V258L224 257Z\"/></svg>",
    "mask_w": 264,
    "mask_h": 264
},
{
    "label": "rangeland",
    "instance_id": "2",
    "mask_svg": "<svg viewBox=\"0 0 264 264\" xmlns=\"http://www.w3.org/2000/svg\"><path fill=\"white\" fill-rule=\"evenodd\" d=\"M171 1H173V0H171ZM183 1H184V2H183ZM191 1L194 2L193 0H191ZM202 1H205V0H200V1H198L199 4H197V0H195L196 4L193 3V4H194V5H193V4H191V2H190L189 4H190V6L193 5V8H194L195 5H196L195 9H198V11H199V9H200V8H199V7H200V3H201V5L203 4ZM212 1H213V2H212ZM217 1H218V2H217ZM238 1H240V2H238ZM243 1H244V4H245V5L243 4ZM246 1H247V2H246ZM253 1H254V2H253ZM256 1H257L258 4L255 2V0H250V1H249V0H208V1H205V2H204L205 5H204V4L202 5V6H205L206 11H205V9L203 10V8H201L199 12H198L197 10H194V13L196 14V16H195L194 13H190V11H192L193 8L191 7V9H189V10H190L189 13H190L191 15H193V16H191L190 14H189V15H190L191 17H194V20H193V18L190 19V17H187V16H188V14H187V13H188V12H187V11H188V7L190 8V6H189V5L187 6V3H185V2H189L188 0H187V1H185V0H182V1L179 0V2H178L177 0L174 1V2H177V4L180 3L181 5L185 3V4H186V5L184 4L185 6L182 5L184 8H182V6L180 7L179 4H178L179 6H177L176 3H175L176 5L173 6L172 4H174V3L170 2V1H169V2H170V4H171L172 6H170V4H169V6H168V4H167L168 0H167V1H165L167 5H165V2H164V5H162V6H165V10H166V9H167V10L169 9V11H170L171 8H173V9H171L172 11H170V12H171V14H170L171 18H170V19H172V20H169V19H168V18L170 17L169 14H168V13H169L168 11H166L167 14H168V15L166 14L167 16H166L165 14H162V17H163V18L160 17L162 11L164 12V10L161 11V10L159 9L160 7L157 8L158 10H156V14H157L158 12H160V11H161V12L158 13L157 17H158V16H159V17L156 18L157 20L155 21V23H156V22H160V21H161V23H162V20H163L165 17H168V16H169V17L166 18L165 20H163V22L165 21L166 24L163 23L162 26H161V23L155 24V26H156L155 29L157 28V31H158L159 26H160V30H161V28H163L164 24L166 25V27L164 26V28H163V30L161 31V33H160V30H159L158 32L156 31V34H154V35H155L154 37L156 38V40L159 39L158 41H160L159 47L162 45L161 48L158 47L159 50L157 49L159 54L157 53V51H156V49H155V47L158 46L157 43H159V42L156 41V44H155V46H154V51H156L155 53H156L157 55L154 54V55L156 56V58L153 57V62L156 60L155 62L158 63V65H156L157 63L155 64L156 66H155L154 63H153V65L155 66L154 70H157V71H158V68L161 69V65H160V67H159V64H161V63H162L163 66H164V65H167V64H169V65L172 66V67H169V68H168L169 70H172V72L169 71V70H166L167 68H165V67L163 68V66H162V68L164 69V71H163V69H161L162 73H161L160 70H159L160 73L158 72V73L154 74V75L160 74V76L158 75L159 77L156 76V77H158L157 80H158L159 78H162L161 80L159 79L160 82H161V81L163 80L164 77H165L164 79L166 80V78L168 79V76H171V77L174 76V77L172 78V80H173V82H175V81H176V78H177V76H178V73H180L182 76L179 74L180 76H178V78H177L178 81L175 82V84H177L178 82L180 83V79H179V77H180V78H181V77L183 78L184 75H186V77H187V78H186V77L184 76V78L181 79L182 84H185V86H186V88H184V85H183V88H184V89H182V87H181V88L179 87L180 85L182 86L181 83H180V84L178 83L179 85H178V84L175 85L173 82H169V80H170L171 77H169V79H168V82H169V83L166 82V81L164 80L163 82H166V83H168V84L171 83L170 85H168V87L171 86V87L169 88V90L172 91V93H170V91H169V92H166L165 94H169V95H171L173 98H175L174 96L176 95V94L173 95V94H174V91H175V92H176V91H177V92H180L181 94H183V93L186 92V93H188L187 95H189V92H190V94H194V93H191V91H192V90H195L194 92H197L196 89L200 88L199 86H200L201 84L198 83V84H197V85H198V88H197V85H196L195 83H197V80H200L201 78H202V80H200V81H198V82L204 83V82H202V81H203V79L205 78L204 81L207 80L206 82H208V83L205 84L206 86H205L204 84H202V85H203V86H202L203 88H202V89L200 88L201 90L199 89L200 91H199V90H198V91L202 94V93L206 90L204 93H207V94H208L209 92H207V91L209 90L210 87H212V86H210V85H211L210 83L212 82V85H214V83L217 84V82L219 81V83H220V85H222V87H221V88H220V86L218 87L219 84L217 85V87H214V88H216V89L218 88V91L220 90L219 93H218V91H216V89H214V88L212 89V88H211L212 92H216V93H217V94L214 93L215 96H214V95H213V96L211 95V96L214 97L213 99H215V98L217 97V95H218V96L220 95L219 97H217V100L215 99L216 102L218 101V99H220V101H221L222 98L225 99V100H227V102H230V103L233 102L232 105L230 104V106H229V105H228L229 103H227L225 100H223V102L221 101L223 104L220 103V102L218 101V102H219L220 104H222V105H224V101H225V104L227 103L228 108L230 107L229 111L227 110L228 108L225 109V110H227V112H226V111H225V112H224V111H221L222 113H223V112L225 113V115H226L225 117L229 116V117L227 118V120H226V118H225V119L223 118V119L225 120L224 122L227 123V122H228V119H229V121L232 122V126H233V122L235 123V120L238 118L237 121H236V123L239 122L241 125L237 124L236 126H238V127L241 126V127H239L240 129L234 128L235 125H234V127H232L231 124H230L229 122H228L229 124H228V123H227V124H228V126L230 125L231 127H228L227 124H225V125L227 126L228 129L230 128V132H231V133H232V131L235 129L236 131L234 130L233 133H235V134L237 133V136L240 135V137H242L241 140H242L243 138H245V142H246V143H247V141H246L247 138H246L245 136L243 137L241 133H243L242 130L245 129V128L248 126V125H246V124L248 123L249 120H245V121H247V123L245 124L246 127H245V128H244V126L242 127L243 123H245V122L243 121L244 119L242 120V118H243L242 116L244 115V114L242 113V111H243L244 113H246V111H247V109H244L243 106H245V105H244L245 103H246V106H247V105H252V103L256 104V101H257L258 99H260V97L263 96V98H264V93H262L263 95H260V93H259L258 91H256V89H257L258 87L262 88V85H263L262 83L264 82V69H262V67L264 68V65H263V64H264V54H263V52H264V47H263V46H264V42H263V41H264V40H263V37H264V31H263V30H264V20H263V19H264V14H263V13H264V11H261V10H264V3H263L264 0H262V1L260 0L261 2H259V0H256ZM169 2H168V3H169ZM207 2H209V3L212 2V3L214 4V6L212 5V3L209 4V3H207ZM228 2H229V3H228ZM224 3H225V4H224ZM236 3H237V4H236ZM239 3H240V5H239ZM248 3H249V4H248ZM226 4H228V5H226ZM229 4H230V7H229ZM241 4H242V5H241ZM247 4H248V5H247ZM255 4H256V5H255ZM259 4H260V5H259ZM219 5H220L221 7H220ZM246 5H247V6H246ZM254 5H255V6H254ZM261 5H262V6H261ZM162 6H161V7H162ZM176 6H177L179 9H178ZM198 6H199V7H198ZM206 6H207V7H206ZM217 6H218V7H217ZM233 6H234V7H233ZM237 6H238V8H240L241 11L237 8ZM241 6H242V8H241ZM244 6H245L246 10H243V9H244V8H243ZM248 6H249V7H248ZM259 6H260V7H259ZM167 7H168V8H167ZM174 7H175V9H174ZM208 7H209V8H208ZM212 7H213V8H212ZM226 7H227L228 10L225 9ZM247 7H248V8H247ZM254 7H255V8H254ZM163 8H164V7H163ZM180 8H181V9H180ZM207 8H208V9H207ZM218 8H219V9H218ZM236 8L238 9V12H242V13H238ZM261 8H262V9H261ZM183 9H184V10H183ZM212 9H213L214 11H213ZM250 9H251V10H250ZM252 9H254V10H252ZM258 9H259V10H258ZM159 10H160V11H159ZM173 10H174V12H177L176 15H177V17H179V18H178L179 20L176 19L177 21H176V20H173V18H174V19L176 18V15H175V13L173 12ZM179 10H181L184 14H185V12H187V13H186L187 16H186V15L184 16V14H182ZM201 10H203V11H201ZM208 10H209V12H208ZM211 10H212V11H211ZM216 10H217V11H219V10L222 11V12H219V14H221V16H220L219 14L216 15V13H217ZM226 10L229 12V15L227 14L228 12H227ZM234 10H236V11H234ZM248 10H249V11H248ZM157 11H158V12H157ZM184 11H185V12H184ZM204 11H205L206 14L204 13ZM225 11H226L227 13H226ZM230 11H231V12H230ZM233 11H234V12H233ZM243 11H245V12H243ZM258 11H260V12H258ZM179 12L181 13L180 15H178ZM192 12H193V11H192ZM196 12H198V13H202V12H203L204 14H203V13H202L201 15L198 14V15H200V17H199V16L197 15ZM207 12L209 13V15H210V12H212V13L214 14L213 17L209 16ZM250 12H251V13H250ZM253 12H254V13H253ZM164 13H165V12H164ZM172 13H173V14H172ZM212 13H211V14H212ZM223 13H225V14H224L225 17L227 16L226 19H227V20L229 19L228 21L233 20V21H232L233 24L236 25V26H233V31H234L235 33H234L233 31H231L232 27H230V30L228 29L227 26H228V25H229V26H232L233 24L230 25L232 22H230V24L226 23V22H228V21H227V20L225 21V19H224L225 17L222 15ZM236 13H237V14H236ZM243 13H244V14H245V13H248V14L242 15ZM256 13H257V14H256ZM261 13H262V14H261ZM230 14L232 15L233 18L230 17ZM238 14H240V18H239V15H238ZM249 14H250V15H249ZM255 14H256V15H255ZM164 15H165V17H164ZM172 15H175V17H173ZM203 15H204V16L206 15V16H205V17H201V16H203ZM237 15H238V16H237ZM246 15H247V16L249 15V16H248L249 18L246 17ZM252 15H253V16H252ZM180 16H182V18H180ZM183 16H184V17H183ZM207 16H209V18H206ZM215 16H216V18H215ZM218 16H219V17H218ZM236 16H237V17H236ZM244 16H245V18H243ZM172 17H173V18H172ZM186 17H187V19H186ZM197 17L202 18V19H199V18H197ZM252 17H253V18L255 17V20H256V21H255ZM262 17H263V18H262ZM160 18H161L162 20H161ZM183 18H184V19H183ZM188 18H189V20H193L194 22L197 21L196 19H199V22L197 21V22H196V25H195V23H193V22L191 23V21H188ZM195 18H196V19H195ZM204 18H206V19H204ZM211 18H212V20H210V22H209V19H211ZM213 18H214V20H213ZM219 18H220V19H219ZM207 19H208V23L206 22ZM218 19H219V23H218V21H217ZM221 19H222V20L224 19L222 23H221V21H222ZM234 19H235V20H234ZM240 19H241V21L244 20V19H246V20H244V23H243V22L241 23ZM257 19H258V22H259V23H257ZM159 20H160V21H159ZM168 20L171 21V23H170ZM180 20H181V21H180ZM182 20H184V21H182ZM200 20H201V21H200ZM203 20H204V23H203ZM237 20H238V21H237ZM252 20H253V21H252ZM259 20H260V21H259ZM261 20H263V21L261 22ZM173 21H174V23L172 24ZM175 21L177 22V25H176V26H174V25L176 24ZM185 21H187V22H185ZM211 21H214V24H213V22H211ZM215 21H217V23H216ZM234 21H236V23H234ZM246 21H248V22H246ZM251 21H252V22H251ZM168 22H169L170 25L168 24ZM179 22H181V23L184 22V23L179 25ZM200 22H202V25L204 24L205 26H204V25L202 26ZM238 22H240V23L243 24V25L241 26V24H239ZM249 22H251V23H249ZM190 23L194 25L193 28L195 27V28H194V29H195V32H198L199 37H202V35H204L205 33H207V31H209V33H210V31H211L210 34H212V33H218L219 31H220V33H222V34H220V35H221L220 37H222V38H221V39H220V37L217 38V39H220V40H221V42H220V40L218 41L219 43H217V41H216L217 39H216V38H215L216 40H215L214 38L211 39L212 37L210 38V40H212V41L214 40L213 42L216 41V42L214 43L215 45H212V46H215V47H216V43L219 44L220 46H222L221 48H219L220 51H219V50H212L214 53H215V52L218 53V55H217V53H215V55H214V54H213V55H214V56H216V55L219 56V55L221 54L222 51H223L222 54L225 55V56H223V55L221 54L222 56H221L220 58L218 57L219 60L217 59V57H215V58L218 60V61L216 60V61H217V62H216L217 64L215 63V65H216L215 67H218V68H219V69H217L219 72L217 73V70H216V73H214L215 70H213L214 72H212L211 69H209V68L211 67V65L208 66L209 63H207L206 61H205L206 63H204V66H205V64H206V65L209 67V68H207L209 71H211L212 73L216 74V75H214L213 77H215V76H216V77L219 76V78L217 77L218 80H217L216 77H215L216 79H215V78L213 79L212 76H211V75H213V74H211V75H209L211 78L208 76L209 79H210L211 81H208V80H209L208 77L206 78V76H207L206 73H207L208 70L205 69V67H204L205 70H204V69H203V70L199 69V67L203 68V66H201V65H203V64H201L199 67L196 66V63H195L194 65H195L196 67H198L199 71H200V70L202 71V75L204 74L203 76H205V77H203V76L200 77V76H201V73H200V74H199V75H200V76H199L200 78H199V77H198V73H199V72H197L198 70H196V67H195L194 65H193V66L195 67V69H194V67H191L192 64H193V62H197L198 65H199V61L202 60L201 58L203 57V55H204V54L206 55V54L210 53V52H211V51H210L211 49H213V48H214V49H217V47H216V48H215V47H210L211 44H209V42L212 43L211 41H209V42L207 43V44H208V45H207L206 42H205L206 39H207V37L204 36L205 39L202 37V38L204 39L203 42H204L207 46H209V47L206 46L207 49H206V48L203 49V47H205V46H203V45H205V44L202 45V44H199V42H198V44H196V45H201V47H202V48L199 47V48H200V51H202V49H203V52H204L205 50L207 51V52L205 51L206 53H202V54H200L199 49H196V48H198V47L192 45V43H193V44L197 43L196 40H195V38L198 37V36H196L197 34H196V35L193 34L192 36H191L190 34H192L193 32L188 34V31H189V30L192 31V28H191L192 26L190 25ZM245 23H246V24H245ZM248 23H249V25H248ZM252 23H253V24H252ZM255 23H256V24H255ZM261 23H262L261 26H263V27L259 26ZM171 24H172V25H171ZM184 24H185V25H184ZM187 24H189L188 26H189L190 28L187 27ZM208 24H209V25H208ZM216 24H217V25L220 24V25H218V26H220V27H221V26H222V27H223V26H224V27L226 26V27H225L226 29H224V27H223V29H222V30H225V31H222V32H221V28H220V29H217L218 26L216 27V29H217L218 31H217V32L213 31V29L216 30V29L214 28ZM238 24L240 25L239 27L237 26ZM251 24L253 25V27H251V26H252ZM254 24H255L256 26H254ZM158 25H159V26H158ZM213 25H214V26H213ZM250 25H251V26H250ZM157 26H158V27H157ZM171 26H172V27H171ZM182 26H183V28H185V29L188 28V30L186 29V30H187V33H185L186 30H183V29H182ZM198 26H199V27H198ZM211 26H212V27H211ZM167 27H168V28H167ZM170 27H171V28L174 27L173 29H174V31L177 33V35H179V34H178L179 31H182V32H179V33H180V36H181V35H182V36H181V37H180V36H177V37H176V33H175L173 30H171V31L169 30ZM175 27H176V28H175ZM178 27L181 28V30H180ZM197 27H198V28H197ZM200 27H202V28L200 29ZM234 27H235V28H234ZM237 27H238V28H237ZM241 27H243V30H245L244 28H247V29H246L245 31H243ZM165 28H166V29H165ZM208 28H209V29H208ZM210 28H212V30H210ZM218 28H219V27H218ZM240 28H241V29H240ZM177 29H179L178 32H177ZM196 29L200 30V32H202L203 30L206 31V32H203V34H202V33L200 34V32H199V31H196ZM234 29H235V30H234ZM236 29H237V30H236ZM259 29L262 30V31H259ZM167 30H169V31H167ZM228 30L231 31V34L229 33ZM165 31H167V32H165ZM183 31H184V32H183ZM191 31H189V32H191ZM246 31H247L249 34H248ZM253 31L256 32V33H254ZM168 32H169V33H168ZM170 32H171V33H170ZM195 32H194V33H195ZM223 32H224L225 34H224ZM241 32H246V33H247L246 35H245L244 33H243V34H244L245 36H249V37H246L245 39H247V38L249 39L250 36H252V35H253L254 37L257 36V34H259L257 37H260V36L262 35V37H260V39L258 38L257 41L259 40V44H261V46L263 45V46H262L263 48H261L260 45L257 44V43H258L257 41H256V44H255V42H252V38H253V37H251V38L249 39V41L252 42V43H250L249 41H248V43H250V44H253V43H254V44L256 45L254 49L258 48V50H257V49H256V50H253V47H254V46H253V45H250V44H249L250 49H249V48H248V49L243 48V47H246V48L248 47V43H247V44H244V42L246 41V40H244V42L242 43V44H244V45H242V46L239 45V47L241 46V47H240L241 49L243 48V50H245L243 53H242L243 50H241L240 48H239V49H240L241 51H240V50H237L238 53H237V52H236V53L233 52V51H235V50H232V51H231L230 49H232V48L235 49L234 47H236V48L238 47L237 45H238V43L241 42V39H242V41H243L244 35H243V34H242V35H239ZM257 32H259V33H257ZM260 32H261V33H260ZM262 32H263V33H262ZM154 33H155V32H154ZM163 33L166 34V37L164 36ZM184 33L188 35V38L184 35ZM209 33H207V35H208ZM238 33H239V34H238ZM159 34H160V35L163 34V36H159ZM169 34H170V35H169ZM174 34H175V35H174ZM218 34H219V33H218ZM236 34H237V35H236ZM156 35L158 36V38H157ZM168 35H169V37H167ZM172 35H173V37H174V38H173V41H172V38H171ZM183 35L185 36V38L183 37ZM205 35H206V34H205ZM207 35H206V36H207ZM212 35H213V34H212ZM212 35H211V36H212ZM223 35H224V36H223ZM226 35H228L227 38H224V37H226ZM229 35H230V40H231V42H230V40H228V39H229ZM195 36H196V37H195ZM213 36H214V35H213ZM233 36L235 37V40L232 41ZM237 36H238V37H241V38H238ZM175 37H176V39H175ZM179 37L181 38V40L179 39ZM192 37H193V38H192ZM194 37H195V38H194ZM199 37L196 38V39H197V40H200ZM209 37H210V36L208 35V38H209ZM214 37H218V35H216V36H214ZM236 37H237L238 39H237ZM257 37H256V38H257ZM163 38H164V39H163ZM168 38H169V40H168ZM170 38H171V39H170ZM183 38L185 39V43H184V41H183V40H184ZM202 38H201V40H200V43H201V41L203 40ZM223 38H224L225 42H224ZM256 38H253V41H255ZM162 39H163V40H162ZM174 39H175V40H174ZM177 39H178V41H176ZM187 39H188V40H187ZM189 39H190V40H189ZM191 39H192V41H191ZM248 39H247V40H248ZM154 40H155V39H154ZM161 40H162V41H161ZM164 40L167 41V42H165V45H164V42H163ZM186 40H187V43H186ZM193 40H194L195 43L193 42ZM222 40H223L224 43L222 42ZM226 40L229 41L228 43L230 44V46L227 44ZM236 40H237V41L240 40V41L235 42ZM260 40H261V41H260ZM168 41H169V42H168ZM171 41H172L173 44H175V41H176V43L179 42V41H183V42H182V43L179 42V43L175 44L176 47H175V46L173 47ZM207 41H208V40H207ZM154 42H155V41H154ZM161 42H162L163 44H162ZM188 42H189V43L191 42L190 46H189V43H188ZM234 42L237 43V45H234V44H235ZM180 43H181V44H180ZM225 43H226V44H225ZM262 43H263V44H262ZM166 44H167V45H166ZM179 44H180V45H179ZM183 44L186 45V46H184ZM240 44H241V43H240ZM191 45H192V47H191ZM219 45H217V46H219ZM170 46L173 47V48H170ZM177 46H178V48H177ZM183 46H184V47H183ZM220 46H219V47H220ZM226 46H227V47H226ZM187 47H188V48H187ZM189 47H191L192 50H190L191 48H189ZM195 47H196V48H195ZM224 47H225V48H224ZM259 47H260V49H259ZM164 48H165V49H164ZM175 48H176V49H175ZM180 48H181V49H180ZM208 48H210V50H208ZM227 48H228V49H227ZM251 48H252V49H251ZM161 49H162V50H161ZM167 49H168V50H167ZM170 49H171V51H172V49H173L174 52L176 51V54H175L174 52H172V53H173V56H170V55H172V53L170 54V52H171V51H169ZM174 49H175V50H174ZM182 49H183L184 51H183ZM185 49H186L187 51H185ZM188 49H189V51H188ZM195 49H196V50H195ZM225 49L228 50V51H227V52H226V51L224 52ZM262 49H263V51H262ZM166 50H167V51H166ZM178 50H179V53H178ZM193 50H195V51L193 52V53H195V55H193V53L190 52V51H193ZM247 50H248V51H251V50H252V51H251V52H246ZM162 51H163V52L166 51V53L164 54ZM168 51H169V60H170V58H172L171 61H172L173 64H170V62H169L168 59H167L168 56H166V55L168 54ZM181 51L183 52L182 54L180 53ZM208 51H209V52H208ZM239 51L241 52V54H245V55H248V54H249L248 56H250V57H247V56H245V55H241V54L239 55V53H240ZM256 51H257L258 53H257ZM161 52H162V53H161ZM184 52H185V53H184ZM230 52H231V53H230ZM191 53H192L193 56H191ZM196 53H197L198 55H201L202 57L200 56V57H201V58H200L198 55H196ZM225 53H227V55L229 56V58H228V59H229V62L227 61L228 59H227V55H226ZM234 53H235V55L237 54V55H239V56H234V55H233ZM163 54H164L167 58H166L165 56H160V55H163ZM179 54H180V55H179ZM186 54H187V55H186ZM188 54H189V55H188ZM211 54H212V52H211ZM211 54H209V57L212 56ZM174 55H175V56H174ZM182 55H184V58H183ZM205 55H204V56H205ZM231 55H232V56H231ZM260 55H261V57H259ZM177 56H179V57H178L179 60H178V59H177V60L175 59V57H177ZM180 56H181V57H180ZM186 56H189L190 58H189V57L186 58ZM196 56H197V57H196ZM214 56H213V58H214ZM230 56H231V57H230ZM243 56H244V58H243ZM192 57H193V59H192ZM195 57H196V59L199 58V60L196 61V59H195V61H194V58H195ZM209 57H208V58H209ZM262 57H263V58H262ZM160 58H162V59H160ZM185 58H186V59H185ZM204 58H206V56H205ZM208 58H206V59H208ZM221 58H222V59H221ZM223 58H225V59H223ZM231 58H232V59H231ZM233 58H234V59H233ZM246 58H247V59H246ZM250 58H251V59H250ZM253 58H255V59L258 58L259 60L256 59V60L254 61ZM261 58H262V59H261ZM154 59H155V60H154ZM157 59H159V60H157ZM174 59H175V61H173ZM184 59H185V60H184ZM191 59H192V60H191ZM206 59H204V60H206ZM209 59H210V58H209ZM235 59H236V61H234ZM243 59H244V60H243ZM163 60L168 61V63H167L166 61H163ZM180 60H181V61H180ZM190 60L193 61V62H192V63H189ZM204 60H203V61H204ZM212 60H213V59L211 58V62H210L209 60H207V61H209L210 63H212ZM223 60H224V61H223ZM225 60L228 62L227 64H229V63L231 62L230 60H233L234 62L232 61L233 63L231 62V64H233V66H235V69L233 68L232 65H231V66H230V64L227 65V64L225 63V62H226ZM238 60H241V62L238 61ZM249 60H250L251 62H249ZM252 60L254 61L255 64H256V62H257L258 64H256V65H255V64H251V63H253ZM159 61H161V62L159 63ZM185 61H186V62H185ZM214 61H215V59H214ZM220 61H221V62H220ZM244 61H245V62H244ZM246 61H247L248 63H247ZM165 62H166V63H165ZM174 62H175V63H174ZM178 62H180V65H181V66L179 65ZM184 62H185V65H187L186 67H184V66H185V65H184ZM222 62H223V64H222ZM235 62L237 63V66H239L240 63H242V65H243V63H245V64H244L243 66H239V67H237ZM238 62H240V63H238ZM164 63H165V64H164ZM186 63H187V64H186ZM201 63H202V61H201ZM213 63H214V62H213ZM220 63H221L222 66L220 65ZM224 63H225V64H224ZM246 63H247V64H246ZM174 64H175V65H174ZM176 64H177L178 67L176 66ZM189 64H191V66H189ZM234 64H235V65H234ZM249 64H251L250 67H252L253 69L249 67ZM169 65H168V66H169ZM182 65H183V66H182ZM212 65H213V64H212ZM219 65H220V67H219ZM223 65H225V67H226V65H227V69H226ZM240 65H241V64H240ZM246 65H248V66H246ZM253 65H254V66H253ZM261 65H262V66H261ZM179 66H180V67H179ZM188 66L190 67L191 70H192V69L196 70V73L191 72V71H187ZM245 66H246V67H245ZM256 66H257V69H256ZM156 67H157V69H156ZM166 67H167V66H166ZM183 67H184L185 69H183ZM212 67H214V65H213ZM212 67H211V68H212ZM222 67H223L224 69H223ZM258 67L260 68V70H259ZM170 68H172V69H170ZM175 68H176V69H175ZM177 68H180L181 70L179 69V71L177 72V71H176V70H178ZM220 68H222V69H220ZM229 68H230V69H229ZM231 68H233V69H231ZM237 68H238V69H237ZM240 68H242V69H240ZM247 68H248V70L250 71V72L248 71V73L253 74V75L256 74V75L258 76V78H259V77L261 78V80H259V79L257 80V81H258L257 84L259 83L258 87H257V85H256L257 88L255 87V84H253L252 80H251V79H248L250 76H248ZM173 69H174V70H173ZM212 69H213V68H212ZM215 69H216V68H215ZM243 69H245V70H243ZM250 69H251V70H250ZM254 69H255V70H254ZM188 70H189V68H188ZM194 70H192V71H194ZM220 70H223L222 73L225 71L224 73H227V74H226V75H225L224 73L222 74V73L220 72ZM233 70H235V71H233ZM239 70H241V71H239ZM252 70H254V71H252ZM157 71H156V72H157ZM166 71H168L167 73H168L169 75H168L167 73H165ZM174 71L177 72V73H176L177 76H175L176 74H175ZM183 71H185V73H186V72H188V73L191 72V73H192L191 78H190L191 73H189V74H188V73L185 74ZM201 71H200V72H201ZM205 71H206V72H205ZM209 71H208V72H209ZM231 71H232V72H231ZM169 72H170V73H169ZM173 72H174V73H173ZM182 72H183V73H182ZM203 72H205V73H203ZM233 72H235V73H237V74H235V73H233ZM240 72H241V73H240ZM242 72H243V73H242ZM244 72H245V73H244ZM256 72H258V73L261 72V73L257 74ZM154 73H155V71H154ZM239 73L242 74V75H240ZM171 74H172V75H171ZM173 74H174V75H173ZM193 74H194V76H193ZM209 74H210V73H209ZM229 74H231L230 77H228ZM232 74H233V75H232ZM250 74H249V75H250ZM260 74H261V75H260ZM164 75H165V76H164ZM167 75H168V76H167ZM188 75H189V76H188ZM220 75H222V76H221L222 79L224 78L223 76H225V78L222 80L221 77H220ZM227 75H228V76H227ZM238 75H239L241 78H239ZM256 75H254V76H256ZM242 76H244V77H246V78H244V77L242 78ZM247 76H248V77H247ZM257 76L254 77V78L257 79ZM195 77H196V78H195ZM197 77H198V79H197ZM252 77H253V76H252ZM174 78H175V80H174ZM194 78H195V79H194ZM226 78H227V79H226ZM230 78H231L232 80H231ZM254 78H253V79H254ZM220 79H221L223 82H220V81H221ZM228 79H230V81H231V82L228 81V82L230 83L229 85H228V84H225V82H227ZM235 79H236V81H234V83H233V80H235ZM238 79H239V80H238ZM242 79H244V80H242ZM157 80H156V78H155V80H154V81H155L154 83H156V84H155L156 87H154V95H155V93H156L155 96L159 97L158 94L161 95V92H162V91H161V92L159 91V90H160L159 87H161V89H162V87H163L162 90H164V88L167 87V85H165V83H163V82L159 83V80H158V83H159V84H158L159 87H158V85H157ZM172 80H170V81H172ZM191 80H192V81H191ZM245 80H248V81L251 80V83L248 82V84H247L248 86L245 84L247 87H246V86L244 85V83H243ZM187 81H189V82H187ZM254 81H255V80H254ZM185 82H186V83H185ZM209 82H210V83H209ZM213 82H214V83H213ZM228 82H227V83H228ZM239 82H242V84H243L246 88H248V87H250V86L252 87V85H250V84H253V86L256 88V89L254 88V90H253V88H252V90H253L254 92L251 90V87H250L249 89L254 93V95L258 96V95H257V93H258L259 96H260V97L258 96V98H255V97H254L253 99H255V102H252V103H251L250 100L246 102V100H244L245 98L242 99V101L244 100V103L241 101V102L243 103V105L241 104L242 107H243V110L241 109L242 107H241L240 103H239V106H240V108H239V106L237 105V104H238V99H237L236 97H234V96L232 97V94L234 93L233 95H238V96H239V94H240V95H243V96L246 95L247 97L250 98V94H249V93H250L251 91H249V92H247V91L244 92L245 95H244V94H241V93H242L241 90L239 91L238 89H236V88H240L239 86H241V84H239ZM261 82H262V83H261ZM162 83H163V85L161 86ZM172 83H173V84H172ZM190 83H191V84H190ZM221 83H222V84H221ZM223 83H224V84H223ZM237 83L239 84V86H237V85H238ZM255 83H256V81H255ZM186 84H190V85L187 86ZM208 84H210V85L207 87ZM261 84H262V85H261ZM155 85H154V86H155ZM173 85L178 86V87H177L178 90H177L176 87H173ZM193 85H195V86H193ZM225 85H227V86H225ZM233 85H234V88H232ZM249 85H250V86H249ZM190 86H191V88H190ZM192 86H193L194 88H193ZM204 86H205L206 88H205ZM214 86H215V85H214ZM228 86H229V87H228ZM157 87L159 88L158 90H157ZM168 87H167V88H168ZM223 87H224V88H223ZM225 87H227V88H229V89H227V88H225ZM230 87H231L232 91H231ZM241 87L243 88V86H241ZM245 87H244V88H245ZM172 88H173L174 90H172ZM195 88H196V89H195ZM204 88H205V89H204ZM207 88H208V90H207ZM260 88H258V90L264 92V87L262 88V90H260ZM186 89H188V90H186ZM235 89H236V90H235ZM166 90H167V89H166ZM185 90H186V91H185ZM190 90H191V91H190ZM202 90H203V91H202ZM213 90H215V91H213ZM243 90H244V89H242V91H243ZM157 91H159L160 93H158ZM183 91H185V92H183ZM187 91H188V92H187ZM201 91H202V92H201ZM225 91H226V92H225ZM236 91H238V92H236ZM227 92H228V94H227ZM239 92H240V93H239ZM252 92H251V93H252ZM163 93H164V91H163ZM163 93H162V94H163ZM180 93H178V95H180ZM197 93H198V92H197ZM204 93H203V94H204ZM235 93H236V94H235ZM238 93H239V94H238ZM165 94H164V95H165ZM201 94H198V95H197V94H194V95L199 96V95H201ZM203 94H202V95H203ZM207 94H206V96H205L206 98H207ZM209 94H212V93H209ZM221 94H222V95H221ZM230 94H231V95H230ZM164 95H163V97L165 98ZM169 95H167V97H168ZM187 95H185V94L183 95V96L186 97V98L184 97V99H181V98H183V96H181V95H180V97H177V96H176L175 99H178V100H176V101H174V102L176 103V102L178 101V102H177V104H178V103H180L179 101H183V102H184L183 105H185V103H186V105H185V106H182V107H190L189 105H187V103H189V102H188L189 100L187 99V97H188ZM194 95H193V96H194ZM225 95H226V97H225ZM155 96H154V99L157 98V97L155 98ZM189 96H190L191 98L193 97L192 95H189ZM196 96L193 97L194 99H196V101L194 100L195 102H197V99H198V98H196ZM203 96H204V95H203ZM203 96H202V98H203V100H204V97H203ZM229 96H230V98H228ZM238 96H237V97H238ZM243 96H242L241 98H243ZM246 96H245V97H246ZM163 97L161 96L162 99H161V98H158V99H161V101H159L158 99L154 100V101H157V102H158V103L156 102V103H154V104L157 105V104H159V102H162V100H163V102H162L161 104H159V105H160V110H161L162 107H163V109L166 111V112L163 111V113H164V112L167 113V111H168V114H165V116L163 115L164 117L162 116V118H164V120L166 121L167 124L163 121V119L160 118L161 115H159L158 117L162 120V123H161V122H160V123L158 122V121H161V120H158L159 118H157V120L155 119V121L159 123L158 125H156L157 123L154 121V122H155V128H156V126H159L162 130H161L160 128L157 127L158 129L156 130V132H157L158 130H160V132H161V131H162V132L164 131L165 134H173V133H175V131H176V132L178 133V136H179V132H181V130L178 132V130H179L178 127L180 126V124H183V123L185 122V123L183 124V126H185V128H186V130H187L188 132L185 130V128H184L183 126H182V128H183L182 130H183V131H184V130L186 131L187 136H188V135L191 136V135H192L191 133H193V132H192L191 130H190V132H189V130L187 129V127H186L185 124H187V126H188L189 129L193 128V126H192L191 124H192V121H194V120H193L194 117L192 118L191 115H190L191 117H190V116H187V114L185 113L186 115H184V117H183L184 120H185V118H188V117H189L188 121H187V119H186V121L188 122V123H187L186 121L181 120V119H183V118H181L180 115H181V114L183 115V114H184V111H186V110H190V109L195 108L194 105H196V103H195L194 101H192L193 98L190 100V102L192 103V105H193V103H194L193 107H192V108L190 107L189 109H185L184 111L181 112V114H180V112H179V116H178V118L180 117V120H179L180 123H179V121L177 120V117H175V116L178 115V112H176V111H178L179 108H181V107H178L180 104L177 106V104H175L174 102L171 101V99L174 100V99L171 97V99H168V100H170V103H171L170 105H172V106H175V105H176V106H175V107H172V106H170V105L167 104L166 109H165V108H164V105L162 106V104H164V103L166 104V103H168V102H164ZM212 97L209 96L208 98L210 99V98H212ZM231 97L233 98V101H232ZM251 97H253L252 94H251ZM179 98H180V100H179ZM200 98H201V96H200ZM206 98H205V99H206ZM208 98L206 99V101L209 100ZM249 98H248V99H249ZM165 99H166V98H165ZM186 99H187V100H186ZM189 99H190V98H189ZM228 99H229V101H228ZM248 99H247V100H248ZM251 99H252V98H251ZM253 99H252V101H253ZM256 99H257V100H256ZM203 100H202L203 106H202L201 100H199L201 105L199 104V101L197 102V104L199 105V110L196 109V108H198V105H197V107L195 108L196 111H200V110L202 109V108H200V107H204L205 102H203ZM236 100H237V101H236ZM263 100H264V99H263ZM166 101H167V99H166ZM204 101H205V100H204ZM261 101H262V100H261ZM212 102H213V101L210 100V103H209V104H211V105H208L207 107L214 106V105H212ZM234 102H235V103H234ZM239 102H240V100H239ZM257 102L260 103V100H258ZM262 102H263V101H262ZM262 102H261L260 104H258V103L256 104L257 107H260V108H258V109L262 110L261 113H260L261 115L258 114V112L255 114V112H253V111H259V110H258L257 108H253V107H252V110H251V111H250V107H249V111H247V114H248V115H249V113H251V115H252V114H255V115H252L253 117L250 115V116L252 117V122L254 123L256 119H259V118H260L258 121H257V120H256V121H257V122L261 121L260 124L263 126V124H262L263 121H262V120H264V102H263V103H262ZM172 103H173V104H172ZM249 103H250V104H249ZM174 104H175V105H174ZM189 104H190V103H189ZM217 104H218V103H217ZM220 104H218V105H220ZM235 104H236V106H234ZM156 105H155V106H156ZM159 105L156 106L157 109L159 108ZM181 105H182V103H181ZM206 105H207V104H206ZM206 105H205V106H206ZM218 105H217V106H218ZM227 105H226V106H227ZM246 106H245V107H246ZM256 106H255V107H256ZM177 107H178V110H177ZM215 107H216V106H214L213 108L215 109ZM219 107H220V106H218V109H219ZM223 107H224V106H222L221 108H223ZM247 107H248V106H247ZM167 108H169V109L171 108V109L169 110V109H167ZM172 108H175V109L173 110ZM211 108H212V107H211ZM211 108H210V109H211ZM224 108H226V107H224ZM224 108H223L222 110H224ZM237 108H238V109H237ZM163 109H162V110H163ZM183 109H184V108H183ZM183 109L181 108V110H183ZM214 109H213L214 114H215V113H216V114L218 113V114H217V115L219 116L218 119H220V121H221V120L223 121V119L221 118V116L223 115L222 117H224V114H222V115L219 114V113H220L219 111H220L221 109L218 110L217 107H216V110H214ZM158 110H159V109H158ZM158 110H157V111H158ZM202 110H203V111H200V112H201V115L204 114V115L206 116L207 111H209V114H211V116H212V115L214 116L212 110H206V109H204V108H203ZM204 110H205V111H204ZM241 110H242V111H241ZM245 110H246V111H245ZM155 111H156V109H155ZM169 111H171V112H170V115H169ZM172 111H175V112H172ZM193 111H194V110H193ZM193 111H192V112L190 111V112L193 113ZM210 111H211V112H210ZM161 112H162V111H161ZM204 112H205V113H204ZM231 112H232V114H231ZM237 112H238V114H237ZM252 112H253V113H252ZM259 112H260V111H259ZM262 112H263V114H262ZM156 113H158V112H156ZM163 113H162V114H163ZM171 113H172V114H171ZM176 113H177V115H176ZM191 113H190V114H191ZM202 113H203V114H202ZM228 113H229V115H228ZM159 114H160V113H159ZM195 114H196L197 117H198V115L200 116V113L198 114V113H196V112H195L194 114H192V115L195 116ZM216 114H215V115H216ZM230 114H231V115H230ZM236 114H237V115H236ZM242 114H243V115H242ZM155 115H158V114H155ZM171 115L174 116V119H173V118H172V119L170 118ZM217 115H216V116H217ZM168 116H169V117H168ZM185 116H187V117H185ZM209 116H210V115H209ZM211 116H210V117H211ZM231 116H232V119H231ZM246 116H247V115L245 114V115H244V118H245ZM261 116H262V117H261ZM165 117H168V119L165 118ZM197 117H196V118H197ZM206 117H207L206 120H208L209 117H208V116H206ZM235 117H236V118H235ZM240 117H242V118H241L242 121L239 120ZM254 117H257V118L255 119ZM169 118H170L171 120H170ZM191 118H192V121L189 122ZM202 118H203V119H202ZM253 118H254L255 120H253ZM199 119H201V120L203 121V120H204V116H203V117L200 116ZM212 119H213V118L211 117L210 120H212ZM246 119H249L248 116H247ZM261 119H262V120H261ZM174 120H175V121H176V120L178 121V123H177V124H179L178 127H175L176 122L174 123V125H172L173 122H174ZM201 120H199V121H201ZM213 120H214V122H215V119H213ZM213 120H212V125H211L212 127H213V125L216 126L215 124H217V123L213 124ZM216 120H217V119H216ZM238 120H239V121H238ZM171 121H173V122H171ZM181 121H182V122L184 121V122L181 123ZM197 121H198V120H197ZM204 121H205V120H204ZM220 121H219V122H220ZM226 121H227V122H226ZM170 122H171V123H170ZM195 122H196V121H195ZM195 122H194V123H195ZM208 122H211V121L208 120ZM219 122H218V124H219ZM224 122L221 123L222 125H218V124H217V125H218V128H215V127L212 128V129H214V128L217 129V131H215V132H217V135H216V133H215V140L212 138V139H213L212 141H214V143H215V142L217 143L216 138H217V139H218V138H219V139H221V138H226L225 140H228V138L230 137V135L228 134V133H229V130H228L227 128H226L227 130L225 129L226 126L223 124ZM242 122H243V123H242ZM169 123H170V124H169ZM189 123H191V124H189ZM196 123H197V122H196ZM199 123H200V122H199ZM204 123H205V122H204ZM204 123H201V124H198V123H197L198 127L201 126V128H202L201 131L198 130L200 127L198 128L195 124H193L194 127H195V129H196V127H197L198 129H196V130L199 131V132H201L200 134H199V132H198L199 135H202V130H203V128H204V127H202V126L204 125ZM206 123H207V121H206ZM249 123L251 124V121H250ZM249 123H248V124H249ZM253 123H252V124H253ZM163 124H164V125H163ZM188 124H189V125H188ZM202 124H203V125H202ZM207 124H208V123H207ZM205 125H206V124H205ZM205 125H204V126H205ZM209 125H210V124H209ZM209 125H208V126H209ZM255 125L258 126V124H255ZM255 125H254V126H255ZM261 125H259V126H261ZM162 126H163V128H162ZM165 126H166L168 129H167ZM171 126H173V127H172V128H173L172 131H171ZM176 126H177V125H176ZM189 126H190L191 128H190ZM208 126H207V127H208ZM211 126H210V127H211ZM220 126H221V127H220ZM254 126H250V125H249V126H248L249 130H246V129L244 130L245 133L248 132V133L245 134V135L248 136L249 132H251L252 129H253L254 132L257 131V132H255L256 135L254 134L255 136H257V134H259V135H261V137H262V136L264 137V130H263L264 128L262 129V126H261V127L258 126L259 128L262 129V130L260 131V130H257V128L255 129ZM164 127H165V128H164ZM219 127H220L221 130H219ZM250 127H251V129H250ZM169 128H170V129H169ZM174 128H175V129H174ZM176 128H178V129H176ZM180 128H181V127H180ZM208 128H209V127H208ZM231 128H234V129H231ZM241 128H243V129H241ZM259 128H258V129H259ZM164 129H166V131H165ZM205 129H206V128H205ZM209 129H210V128H209ZM212 129H210L211 131L209 130V131L211 132V134L214 132ZM224 129H225L226 132L228 131V133L225 132V133H226V134H225V133L223 132ZM207 130H208V129H207ZM222 130H223V131H222ZM237 130H241L242 132H240V133L238 134L239 131H237ZM169 131H171V132H169ZM173 131H174V132H173ZM185 131H184V132H185ZM197 131H196V132H197ZM203 131H205V130H203ZM220 131H221V132H220ZM258 131H259V132H258ZM160 132L158 131V133H160ZM210 132H209V136L211 137ZM219 132H220V133H219ZM222 132H223L226 136H225ZM254 132H253V133H254ZM164 133H163V134H164ZM203 133H204V132H203ZM221 133H222L223 136H222V135H219V137H216V136H218V134H221ZM251 133H252V132H251ZM163 134L160 133V135H159V134L156 133V137H158L157 139H161V138L163 139V137H164V139L167 138V140H166V139L163 140V143H164V141L168 142L169 144L171 143V146H172V147H174V146L176 147L177 144L175 145V143H177V141H179V143L183 144V147H184V148H186L185 146L189 143L188 139H190V141H192V140H193L194 138H196L197 136L200 137L199 135L195 134L196 137H195V136H194V137L192 136L193 139H191V138H189L190 136H188V137H186V139H187V140H186V139H185L186 134L184 133L185 135H184V137H183V136L181 135V134H183V133L181 132V133H180L181 136H179V137H180V138L183 137V138L185 139V141H184V139L180 140V138H179L177 135H174V134H173V135H171V136H174L173 140L176 139L175 136H177V138H179V140H176V141L173 143V144H174V146H173V144H172V141H173V140H172V137H171L170 135H164V136H163ZM175 134H176V133H175ZM213 134H214V133H213ZM213 134H212V137H214ZM193 135H194V133H193ZM203 135L205 136V134H203ZM206 135H207V134H206ZM228 135H229V137L227 138ZM249 135H250V134H249ZM254 135H251V136H254ZM259 135L257 136L258 138H259ZM160 136H161V137H160ZM162 136H163V137H162ZM166 136H167V137H166ZM168 136H169V137H168ZM204 136H201V137H204ZM220 136H222V137L220 138ZM233 136H234V134H232V137L229 138V139H230V140L234 139V140L236 141V139H235V138H236V135H235V137H233ZM255 136L253 137L254 139H252V140H251V139H248V141L251 140V141H249V143H251L250 147L253 146V145H252L253 143H254V146H255V143H259V142L262 141V139H260V140L258 141V138L255 137ZM207 137H208V136H207ZM207 137H206V138H207ZM261 137H260V138H261ZM169 138H170L171 140H170ZM204 138H205V137H204ZM204 138H202V139L205 140ZM248 138H251V137H248ZM199 139H200V138L197 139V142H198ZM208 139H209V138H208ZM208 139H207V140H208ZM210 139H211V138H210ZM238 139H239V137L237 138V141H238ZM168 140H170L171 142H169ZM203 140H200L199 142H201V144H202V143H205V144H206L207 141L203 142ZM225 140H224V141H225ZM230 140H229V141H230ZM234 140H232V141H234ZM255 140H256V141H255ZM263 140H264V139H263ZM180 141H182V142H180ZM194 141H196V139H194ZM194 141H192V142H194ZM210 141H211V140H210ZM210 141H209V143H210ZM212 141H211V143H212ZM218 141H220V140H218ZM229 141H227V142H229ZM242 141H244V140H242ZM159 142H160V144H161L162 140H161V141L159 140ZM192 142L189 143L191 147L189 146V144L187 145V148L190 147V148L188 149V151H189V150H192V148H193L192 151H195L194 145L198 146L195 142H194L193 144H192ZM199 142H198V143H199ZM227 142H226V143H227ZM238 142H239V145H238L237 147H235V150L233 151L234 153H233L231 150H229V151L232 152V153H230V152L227 150L229 146H227V149L225 148V149H226V153H227V151H228V152L231 154V155H230V154H226V153H225V154H226V155H225V156H226L225 158H227V160H228V161H227L228 164H229V162H231L230 159H232V163H235V165H234V164L231 165L230 169H232V166H233V165H234V167H238V168H234V167H233L232 171H239V172H236V173L233 172V173L230 174V178L233 179L232 181H234V180L236 179V180H237V181L235 180L236 182H232V181L229 180V179H227V180H229L228 182H225V181H227V180L224 179V180H225V181L223 180L224 183H223V181H222V184H223V185L221 184V178H222V179H223V178H227V177H225V175H227L228 173L231 172V170H230V172L225 173L224 170H222V169H225V168H221L220 166L218 167V165H216L217 163H218L219 165H220L221 163H222V164L224 163L222 160L220 161V159H219V158H221V159H225V158L223 157L224 154H223V155L221 154V153H222V150H223L222 148H224V147L221 148V149H222L221 151L219 150L220 153L218 152V156H219L218 159H219V162H217V160H216L217 163L214 162L215 159H217V156H216V158H212V159H214L212 164L214 165V163H215L216 167H218V170H217V168H215L213 165H212V167L215 168V171L213 170L214 168L211 169V168H212L211 165H210L209 167H207L209 162H208V163L206 162V161H207V156H206V155H205V158H204V159H206V161H205L206 163H202L203 166L206 165V166H204V167H207L206 169L208 170V172H209V170H210L211 172L213 171L214 173L217 174L218 177H219V175H220V172H222L221 175H222V174H225V175H223L224 177H220V178H218V177H214L215 175L212 174V175H213V178H216V181H215V179H214V180L211 179L212 181H206V179L209 178V177H208V178L206 177V174H207L208 176H211V177H212V175H210V173H207V172L205 171L206 169L203 167V168L205 169V170H204V169L202 168V166H201L202 170H200V171H202V174H204L205 176H204V175L201 176L202 174L200 175V173H199V174H196V173H197L196 171L199 170L198 167H199L201 164L198 165V164H195V163H192V164H194L195 167L198 168V169L195 171L196 173H195V172H192V171H193L192 169H189V170H190V171L192 170V171H191V172L193 173V174L191 173L192 175H195V174H196V175H198V177H200V179H198L196 175L193 176V178L195 177L194 179H196V181H197V179L199 180L198 183L201 181V179H202V181L205 180L204 183H205V186H206V187L204 186V183H202V181H201L199 184H196V185L194 184V187H193V186H192V183L195 182V180H191V179H193V178L190 179V177L187 175V176H188L187 178H189V180H191V183H190V184H191V186L193 187V190H192L191 192L188 191L189 193H187V195L189 194V196H191V195H192L191 193H193V191H194V193H193V196H194V197L191 196V198H190V197L188 196V200H189V199H192V200L194 199V200H196V198L198 197L197 200H198V199H202V200L205 201V200L208 199V198L210 199V197H208V195H210V193L207 194V191H208V192H211V191L214 190V191H213L214 194H212V192H211V195H212L213 197H215V198H213V200L211 199L212 203H211V205H209V206L211 207V210H213V211H217L218 209L220 210L222 207H224L223 205H226V206H227V204L230 203V204L228 205V207H231V211H232V210H233V211H232V212L230 211V212H231V215H230V218H229L228 220H231V219H232V220H233V219L236 220V218H237L236 216H239V215L242 216V213H243L242 211H243V210L245 211V210L247 209V206H248L249 203L253 202L251 205L254 206V205L256 204V206H257L258 203L260 202L259 199H260L261 197H262L261 199L264 200V196H261V195H260L261 192H259V191H263L264 189L262 190V189L258 188V186H257V184L260 183L259 186H261L262 188L264 187V184H263L264 182L262 183L263 180H261V182L258 181V180H260V176H261V179H264V177H262V174L264 173V166H263V165H264V161H263V160H264V157H263V159H262V155L264 156V151H263L264 148H261L263 152L260 151L259 148H257L258 151L255 152L257 155L254 154V155H256V157H255L254 155H252V156H253V159H254V157H255V159H257V160L254 159L255 161H254L253 163L256 164V165L258 164V165H257L258 168H261V169H258L254 164L251 163L252 165H254V166H253L254 171L256 170L255 168L258 169V170H257V173H254V171H252V172H253L252 174H254V175H256V174H260V175H258V177H259V178H257L258 180L256 179L257 181L254 182V181H250L249 179L254 180L255 178L253 179L252 177H256L257 175H256V176H253V175L251 174L252 176L249 177V178H247L248 175L251 173V172H249V171L252 170V168L248 169V168H249L248 162L245 163V161H242L243 159H245V160L248 159V158H246L247 156H245V155H243V154H246L247 152H248V154H249V151H247V150H250V149H247V148H246V151H247V152H245V153L243 152V154H242L243 156H245V158L242 156L243 159L241 160V156H240L241 153L239 154V152L244 151V150H241V151H239V150L242 149V147H244V144H243L244 142L241 143V144H243L242 147L240 146V145H241V144H240L241 141L239 140ZM262 142H263V141H262ZM163 143H162V145H163L162 147H163V148L160 147L161 145L159 146V148H162V149L167 150V151H169L170 149L172 150V147H171L170 145H168V143H167L168 146H165L166 144L164 143V144H165V145H164ZM186 143H187V144H186ZM221 143L226 144L225 142H223V139H221ZM221 143L219 142V144H217V145H219V148H220V144H221ZM229 143H230V144H229ZM229 143H228V145H232V144H233L231 141H230ZM231 143H232V144H231ZM236 143H237V142H236ZM236 143H234V144L237 145L238 143H237V144H236ZM247 144H248V143H247ZM206 145H207V147H208V143H207ZM211 145H213V143L209 145V146H210L209 148H207V149H209V151L212 152V151H214V150H216V149L218 150V146H217L216 149H213ZM221 145L224 146L223 144H221ZM226 145H227V144H226ZM248 145H249V144H248ZM248 145H247V146H248ZM257 145H259V147H260V145H261V147H262V146H264V142H263V143H260V144H257ZM257 145H256V147H257ZM169 146L171 147L170 149H169ZM179 146H180V147H179ZM192 146H193V147H192ZM196 146H195V147H196ZM199 146H200V145H199ZM203 146H204V149H205V148H206L205 145H203ZM213 146L216 147L215 144H214ZM239 146H240L241 148H240ZM254 146H253V149L257 150L256 147H254ZM164 147H165L166 149H165ZM183 147L179 144L177 148H178V149H181V148L183 149ZM233 147H234V145H233ZM233 147H232V150L234 149ZM238 147H239L240 149H238ZM250 147L248 146V148H250ZM159 148H157V149H159ZM177 148H176V149L173 148V149L177 150ZM202 148H203V147H202ZM229 148H231V146H230ZM236 148H237L238 150H236ZM182 149H181V150H182ZM199 149H200V148H199ZM207 149H206V150H207ZM210 149H213V150H210ZM253 149H252V150H253ZM171 150H170V151H171ZM181 150H180V151H181ZM196 150H198L197 147H196ZM206 150H203V149H202V151H203V152H202V155H203V153L206 154V153L208 152V151H206ZM217 150H216V151H217ZM167 151H166V153H167ZM188 151H186V150L183 149V152H182V151H181V152L184 154L185 157H187L188 155H185V154H187ZM192 151H190V152H191V153H190L191 158H192V155H191V154H194V153L196 152V151H195V152L193 153ZM224 151H225V150H224ZM224 151H223V153H224ZM235 151H238V152H235ZM250 151H251V150H250ZM158 152H160V153H158ZM171 152H172V151H171ZM173 152H174V151H173ZM175 152H176V151H175ZM175 152H174V153H175ZM184 152H185V153H184ZM199 152H200V151H199ZM199 152H198V153H199ZM205 152H206V153H205ZM257 152H258V153H257ZM260 152H262V153H260ZM169 153H170V152H168V154H169ZM177 153H178L180 156L182 155V154H180L179 150H177ZM198 153H197V154H198ZM212 153H213V152H212ZM235 153H236V154H235ZM252 153H254V152H252ZM157 154H161V151L158 150V151H157ZM168 154L166 155V156H167V157H166V160H168L169 156H171V154H169V155H168ZM175 154H176V153H175ZM209 154H210V153H209ZM219 154L222 155L223 158H222ZM172 155H173V154H172ZM179 155H177V157H178ZM202 155H201V156H202ZM207 155H208V153H207ZM213 155H215V154L213 153ZM228 155H229V157L231 156V158L227 157ZM233 155H234V156H233ZM235 155H236V156H235ZM237 155H238V156H237ZM190 156H188L189 159H191ZM199 156H200V155H199ZM199 156H198V155L195 156L196 159L194 158L193 161L197 160ZM211 156H212V155H211ZM211 156H210V157H211ZM239 156H240V157H239ZM250 156H251V155H250ZM257 156H258V157H257ZM159 157L161 158V156H159ZM177 157H176V158H177ZM181 157H182V156H181ZM181 157H179L180 160H182V159L184 158V157H182V159H181ZM188 157L183 159V160H185V161H183V163H185V165L182 164L183 166H186V164H188V163H189L188 165L190 166V163H191V162L188 161V160H189ZM203 157H204V155H203L200 159H203ZM208 157H209V156H208ZM213 157H214V156H213ZM233 157H234V159H233ZM238 157H239L240 159H239ZM160 158H159V159H160ZM170 158H171V157H170ZM170 158H169V159H170ZM172 158H173V157H172ZM172 158H171V159H172ZM235 158H236V159H239V160H236ZM171 159H170V160H171ZM192 159H193V158H192ZM200 159H198V161H199V162H202ZM208 159H209V158H208ZM212 159H211V160H212ZM259 159H260V160H259ZM156 160H157V159H156ZM176 160H178V159H176ZM180 160H178V161H180ZM229 160H230V161H229ZM240 160H241L242 162H244V163H241ZM248 160H250V159H248ZM251 160H252V159H251ZM161 161H162V160H161ZM168 161H169V160H168ZM168 161H166V163H167ZM178 161H177V163H178ZM198 161H196V163H197ZM252 161H253V160H252ZM259 161H260V162H259ZM262 161H263V162H262ZM159 162H160V160H159ZM159 162H158V164H159ZM169 162H170V161H169ZM171 162H172V161H171ZM174 162H176V161H173V163H174ZM187 162H188V163H187ZM220 162H221V163H220ZM239 162L241 163V165H242V164H247V165H248V168H246L247 165H246V167H244L245 169L243 168V166L240 165V166L242 167V170H243V171H242L241 168L239 169V167H240V166L238 165ZM256 162H258V163H256ZM173 163H171V164L173 165ZM180 163H181V162H180ZM225 163H226V160H225ZM261 163H262V164H261ZM174 164H175V163H174ZM210 164H211V162H210ZM228 164H227V165L224 164V165H225L226 167H228V166H230V164H229V165H228ZM160 165H161V164H160ZM160 165H158V166H160ZM172 165H171V166H172ZM176 165H177V164H176ZM176 165H175V167H176ZM180 165H181V164H180ZM180 165H179V168H175V167H174V170L176 171V169H177L178 171H182L185 167L181 170L180 168H182L183 166L180 167ZM188 165H187V166H188ZM194 165L192 166L193 168H194ZM196 165H198V166H196ZM252 165H250V166L252 167ZM165 166H167V165L165 164ZM169 166H170V163H169L168 167H169ZM173 166H174V165H173ZM187 166H186V167H187ZM221 166H222V165H221ZM177 167H178V165H177ZM210 167H211V168H210ZM254 167H255V168H254ZM190 168H191V167H190ZM220 168H221V170H219ZM165 169L167 170L168 168H165ZM169 169H170V167H169ZM169 169H168V170H169ZM195 169H196V168H194V170H195ZM234 169H236V170H234ZM262 169H263V170H262ZM174 170H173V171H174ZM186 170H188V168H187ZM203 170H204V173H203ZM227 170L229 171V168H228V169L226 168L225 171H227ZM240 170H241V171H240ZM175 171H174V172H175ZM178 171H176V173H177ZM184 171H185V170H184ZM200 171H199V172H200ZM216 171H217V172H216ZM218 171H219V172H218ZM168 172H169V173H168V175H169L171 171H168ZM174 172H173V173H174ZM182 172H183V171H182ZM186 172H187V171H186ZM223 172H224V173H223ZM242 172H244V174L247 175L246 178H245V176H243L244 178L242 177V174H243ZM258 172H259V173H258ZM260 172H262V173H260ZM173 173H171V174H173ZM176 173H175V175H176ZM187 173L190 174L189 171H188ZM194 173H195V174H194ZM171 174H170V176H171ZM236 174H237V175L240 174V176L243 178V181H242V179H241V180L239 179V180H240V181H239V180L237 179ZM184 175L186 176L185 173H184ZM221 175H220V176H221ZM227 176H228V175H227ZM231 176H232V177L234 176V178H232ZM235 176H236V177H235ZM240 176H239V177H240ZM172 177H174V175H172ZM201 177H203V178L205 177L206 179H203V178H201ZM239 177H238V178H239ZM168 178H171V177H168ZM185 178H186V177H185ZM228 178H229V176H228ZM172 179H173V178H172ZM218 179H219V182H218ZM244 179H245V180H244ZM246 179L249 180L250 182H254V183H253L252 185L249 186V185H247V183H246ZM181 180H184V176H183V179H181ZM186 180H187V179H186ZM208 180H209V179H208ZM214 181H215V184H216V182H217L220 186H223V188H222V187L219 188V191H218V192H220V190H221V194H219V193L217 192L218 187H220L218 184L215 185V184L213 183L214 185H212V186L209 185V187L211 188V191H210V188H208L209 190L206 189V188L208 187L207 183L210 182V183L212 184V182H214ZM249 181H247V182H249ZM183 182H184V184H185V180H184ZM187 182H188V181H187ZM238 182H241V183H238ZM257 182H259V183H257ZM196 183H197V182H196ZM210 183H209V184H210ZM244 183H245L246 186H248V187H250V188H248V187H246L245 185H243ZM255 183H256V184H255ZM190 184H189V182H188V183H187L188 187L186 186L185 188H183L182 183L180 184V185L182 186V187L179 186V187H181V188H180V189H181V192H182L183 190H184V191L182 192L183 194H182L180 191H178L179 193H181V194H179L180 196L178 195V199H179V197L181 198V195H182L183 200H184V198H187V196L185 195V194H186V191H185V190H186V189H188V190L191 189V188L189 189V187H191ZM233 184H234L235 186H234ZM249 184H250V183H249ZM254 184H255V186H253ZM262 184H263V185H262ZM185 185H186V184H185ZM198 185H202L200 188L204 187V190L206 189V191L201 190V189L199 188ZM237 185H238V186H237ZM242 185H243V186H242ZM195 186H196L197 188H199L200 191H199V189L197 190V188H195ZM213 186H215L216 188L214 187L213 190H212V187H213ZM224 186H225V187H224ZM232 186H234V187H232ZM244 186H245L247 189L244 188ZM230 187H231V188H230ZM251 187H252V188H251ZM253 187H254V188H253ZM182 188H183V189H182ZM194 189H195V190H194ZM240 189H243V190H241V192H240ZM245 189H246V190H245ZM249 189H250V191L252 190V191L250 192L251 194H252V192H255L254 197H256V196L258 195L257 197H259V198H257V197L254 198L253 196L250 198V195H251V194H250V195H249V198H250V199L248 200V199H247V198H248V196H247L248 194H247V193L249 192ZM178 190H179V189H178ZM215 190H216V191H215ZM223 190H224L223 194L225 193L224 196L222 195V191H223ZM225 190H228L229 193H228V191H225ZM254 190H255V191H254ZM195 191H197L198 194L195 193ZM184 192H185V193H184ZM201 192H203V193L206 192V195L203 196V193H201ZM245 192H246V193H245ZM256 192H257V193H256ZM263 192H264V191H263ZM263 192H262V194H264ZM216 193H217V198H219L218 201L221 200V198L224 199V200L222 199L223 201H221V202L219 201L220 203L223 202L222 204H220V203L218 202L219 205H220V206L218 205L219 208H218V206L215 208L216 204H218V203H217V198H216ZM240 193H241V194H240ZM244 193L247 194V195H244ZM196 194H197L198 196H197ZM199 194H200L201 197L199 196ZM204 194H205V193H204ZM256 194H257V195H256ZM183 195H185V197H184ZM211 195H210V196H211ZM218 195H219V196H218ZM220 195H221V197H220ZM243 195H244V196H243ZM195 196H196V198H195ZM227 196H228V197H227ZM242 196H243V197H242ZM246 196H247V197H246ZM199 197H200V198H199ZM207 197H208V198H207ZM224 197H225V198H224ZM244 197H246V199L248 200L247 206H246V204H244V203H246V201H247L246 199H244ZM205 198H206V199H205ZM253 198H254V199H253ZM230 199H231V200H234L235 203H237V202L240 203L239 200H241V199L243 200V199H244V201H243L244 203H243L242 200H241V203H240L241 205L239 204L240 207H242V205H244V206L242 207V209L239 208V206H238V208H239V210H238L237 207H236L237 204H235V203L233 202V204H235V205H234V208L236 207V209H232L233 207L231 206L232 203H231ZM251 199L254 200V201H251ZM256 199H258L259 202H255ZM179 200H180V199H179ZM186 200H187V199H186ZM226 200H227V201H226ZM235 200H236V201H235ZM263 200H261V201L263 202ZM208 201H209V200H208ZM211 201H209V203H208L207 200H206L205 203L207 202V204H210ZM224 201H226L227 203L225 202V203H226V204H225ZM256 201H257V200H256ZM242 203H243V204H242ZM254 203H255V204H254ZM253 204H254V205H253ZM259 204H260V203H259ZM261 204H262V205H260V206L264 208V206H263V205H264V202L261 203ZM221 206H222V207H221ZM245 206H246V207H245ZM249 206H250V204H249ZM252 206H250V207H251L252 209H254ZM256 206H254V207H256ZM260 206H259V205L257 206V207H258L257 209L259 210V212H258L257 209H256V211H257L258 213H257L256 211H254L255 215H254L253 212L251 213V211H249V210H251V209H250V207H248V208H249L248 211H249L251 214H249V213L246 211V212H247V215H246L245 212L243 213V215L245 214V216H247V217H245V216H243V217H244V218H249V219H248V220H247V219L245 220V219L242 217V219L239 220V222L241 221V222H240L241 224H239V222L236 221L237 226H238V224H239V226H238V228H235L236 225L234 224L235 226H233V227L235 228V231H234V228H233V229L231 228V227H232L231 225H233V223H232L231 221H226V220H224L223 223H222V221H219V223L221 222V225L228 226V227L230 228V230H233L234 232H233V231H232V232L229 231V228H225V227L221 228V230H222V229H223V230L226 229L230 234L232 233L231 235H233V236L231 237V235L229 234V237L238 240V239L241 238V235H242V233H243L241 230H243V229L245 228V225H247V224H248V225H252L251 223H252V222H255L256 220H257L258 222H259V220H261L259 223L262 222L261 225H263V221H262V219H264V217H261V218H259V219H258V218H257V219L255 218L256 215H259V214H260V215L262 216V215L264 214V211H263V209L260 208ZM225 208H227V207H225ZM243 208H244V209H243ZM245 208H246V209H245ZM259 208H260L261 210H260ZM222 209H223V208H222ZM219 210H218V211H219ZM229 210H230V208H229ZM241 210H242V211H241ZM220 211H221V210H220ZM223 211L225 212L224 209L222 210V212H223ZM238 211L241 212V214H239ZM226 212H227V209H226ZM262 212H263V213H262ZM227 213H228V212H227ZM234 213H236V214H235L236 216H233ZM224 214H225V213H224ZM229 214H230V213H229ZM238 214H239V215H238ZM208 215H209V214H208V212H207L205 216L207 217ZM249 215H250V216H249ZM241 216H240V217H241ZM251 216H253V217H251ZM254 216H255V217H254ZM240 217H239V218H240ZM250 217H251V218H250ZM239 218H238V219H239ZM204 219H205V218H203V220H204ZM206 219H207V218H206ZM206 219H205V220H206ZM250 219H251V220L253 219V221H252V222L249 221ZM254 219H255V220H254ZM205 220H204V221H205ZM242 220H244V221L246 222L245 225L243 224V223H245V222H242ZM226 222H227V223L229 222V224L226 225ZM233 222H235V221L233 220ZM247 222H251V223H247ZM184 223L188 224L189 222H188V221H185ZM217 223H218V221L215 222V223H213V224L217 226ZM219 223H218V225H219ZM186 224H185V226L187 227ZM189 224H190V226H192V228H193L192 223H189ZM242 224H243L244 228H240V225L242 226ZM230 226H231V227H230ZM243 226H242V227H243ZM239 228H240V231H239V230H236V229H239ZM190 230H191V227H189V231H190ZM223 230H222V231H223ZM226 230H225V231H226ZM186 231H188V228L186 229ZM189 231H188V232H189ZM227 231H226V232H227ZM236 231H237V232H236ZM238 232H241V233H239V234H240V235H239L240 238H238V236H235V234L238 235V234H237ZM224 234H225V233H224ZM226 234H227V233H226ZM226 234H225V235H226ZM222 235H223V234H222ZM225 235H224V236H225ZM224 236H223V238H220L222 241H224L223 239H225ZM227 236H228V235H227ZM234 236H235V238H234ZM225 237H226V236H225ZM229 237H228V240L226 239L227 241L224 242L223 244L225 245V243H226V246L229 245V250H230V249L232 250V249H234L235 246H233V248H232V247H231V244H233V243H231V244L227 243V242H230V241L233 242V239L229 240V239H230ZM236 237H237V238H236ZM236 242H237V241H236ZM236 242L234 241V245H235V244H238V245H239V243H238L239 241H238L237 243H236ZM263 243H264V242H263ZM227 244H228V245H227ZM226 248H227V247H226ZM224 249H225V248H224V246H223V250H224ZM231 250H230V251H231ZM251 251H253V249H251ZM224 257L226 258V255H225ZM250 260H251V259H250ZM263 261H264V258H263ZM248 262H250V261H248ZM251 262H252V261H251ZM251 262L248 263V264H253V262H252V263H251ZM255 263H256V264H260L259 262L257 263V261H256ZM255 263H254V264H255ZM261 263H262V262H261Z\"/></svg>",
    "mask_w": 264,
    "mask_h": 264
}]
</instances>
